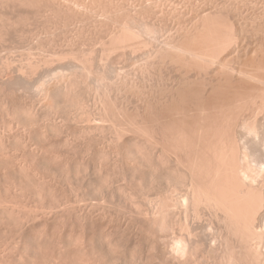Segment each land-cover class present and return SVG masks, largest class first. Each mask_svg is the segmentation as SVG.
I'll use <instances>...</instances> for the list:
<instances>
[{
	"label": "bare ground",
	"instance_id": "obj_1",
	"mask_svg": "<svg viewBox=\"0 0 264 264\" xmlns=\"http://www.w3.org/2000/svg\"><path fill=\"white\" fill-rule=\"evenodd\" d=\"M1 1V0H0ZM7 0H5V2H6ZM11 1V0H10ZM16 1H18V0H15L14 2H16ZM64 1H65V4H64ZM128 0H126V1H121V0H19L18 1V4H20V6L22 7V5L23 6H29V7H31V8H29L30 10L31 9H33L34 7H37V8H39L38 10H40V8L42 9L43 7V13H45V11L44 10H46V13H48V11H49V13L48 14H50L51 12L53 13L55 10H56V12L55 13H57V11H58V13L57 14H59V16L57 17L54 13L52 14L51 13V15H52V17L54 18V16L56 17L55 19H57V21L59 22V24H60V22H61V24H60V26L62 25V23H63V20H64V23H67V21H68V23L67 24H63L62 26H64V25H69V23L71 22L72 24V26H73V24L75 25V26H79V24H81L82 22H84V27H86L87 25H89V26H87V27H90V29H89V31H88V33H89V35H91V36H89L88 37V33L86 34L87 35V37L89 38V41H90V43H89V41L87 40V39H85V38H87V37H85V36H83L87 31H80L79 29V31L81 32V34L80 33H78L79 31L76 29V28H78V27H75V29H76V32H77V34H78V36L77 35H75L76 33H75V29L71 26V25H69V26H71L72 27V29L74 30L73 32L75 33H73V34H69V35H73V37L74 36H76V40L78 41L77 42V44L78 43H80V36H82V37H85L84 38V40L86 41H88V42H86V43H88V44H90V45H86L87 46V48L88 47H90L91 46V44H93L92 46H91V50H94V49H96V51L99 53V55L97 56V53H95L96 51L94 50L93 52L96 54V57H95V60L94 61H92L91 60V58H94V56H95V54L90 50V51H87L84 47H86L84 44H82V43H84L83 42V39L81 40V43H80V45L81 46H83V47H81L80 49L81 50H86L87 51V53L89 54V52H90V54H91V52H92V54H93V56L91 57V58H89V55L87 54V53H85V52H83V51H81V52H79V53H77L78 51H75L74 53L75 54H78L77 56H75V54H73L72 52L76 49V48H74V47H77L78 49H76V50H79V45H77V46H75V42L74 43H72L73 41H76L75 39H73V41L71 42L72 44H74V45H71V47H73L74 49H72L71 47L69 48V49H71V50H69V49H67L68 50V52L70 53V51H72L71 53L73 54V55H71V54H69L68 52V55H66L67 53L65 52V53H60L61 51H62V49H61V51L59 50V52L57 53H55L54 51H56L55 49L53 50V49H51V51L55 54V57L53 56L54 54L52 53V52H50L51 53V55H49V54H47L46 53V55H49L50 56V58L52 59V58H54V61H55V59L57 60V58H58V56L59 57H62V59H64L63 58V56H64V54H65V61H66V59H67V61H66V63H64L63 61H62V59H61V61L64 63L63 64V69L62 70H69V71H71V72H69V71H67V72H69V73H71V74H68V73H66V71H64L65 72V74L66 75H64V76H62L63 75V71L61 72V74H59L58 76L60 77V75L62 76V78L60 77V79H59V77H58V80H56V79H52V78H57V76L55 77V75L53 76L52 75V71H51V73H48L49 75H52V78H50V79H52V80H49L48 78H47V80L45 79V82H48V80L50 81V82H48V84L47 83H45L46 84V86H42V84H40V82H39V86H37L39 89H40V87L42 86V88L41 89H44V92H43V90H42V92L44 93V96H45V98H43L44 99V101H45V99H46V101H48L47 100V98L49 99V103H48V107H49V111L48 112H50V109L51 110H53L55 107H60L61 105H67V106H65L66 108L68 107V104H70V108L73 106V108L74 107H76V109L77 108H79L80 106L78 105L79 103H81V107L82 108H84L83 107V104H82V102H84L85 100L87 101V98H89L90 97V93H89V90H91V94L93 93V88H92V84H96L95 86L96 87H94V88H97V91L100 93L101 92V94L103 93L104 95L102 96L101 94H99V93H97V91H96V89H95V91H96V93L94 92V94L92 95V96H94V98L95 97H98V94L99 95H101V97H105V99L107 98L109 101H110V98L112 97V95L114 94V97L113 98H111V101L113 100L114 102H108V100L106 101H103V102H105V103H103V107H105V108H109L108 110L107 109H105V111H103V112H105V117H106V113H107V119H105V117H104V115H103V117H104V119L105 120H103V121H101V123H102V125L104 124H106V123H109L108 121H110L111 119L110 118H112V117H110V116H113V118L116 120V121H118L117 123L119 124H117L118 126H119V128H115V129H117V132H116V130H114V131H111V133H115L114 135L116 136H122V134H124L122 137L124 138V136H130L131 134H128V135H125V133H130V131H128V130H132L134 133L133 134H136V136H134L133 134V136H134V138L135 137H137L138 135H139V137H140V135H141V137L140 138H142L141 140H143L144 141V139H145V143H143V144H145V147L144 148H148V149H150V146L148 145V144H150L151 145V147L152 146H154L155 145V143H157V142H159V140L161 141V139L163 140V142H165V144L167 143V145H165L164 147L165 148H168V149H166V153L168 152L170 155H171V157L172 158H174L173 157V155L175 156V161H174V163L172 164V167L173 168H177L178 169V171H180V172H183V173H180V174H182V177H184V180H186V186L184 185V182H183V178H182V183H183V187H185V188H182V186H181V188L183 189V192L182 193H186V190L185 189H187V194H185V198H187V200L190 202H188L187 204H186V202H185V205H188V206H186V208L184 209V211L186 212V215H188L189 214V217L193 214V218H194V215H195V217H197V219H199V220H202V219H205V220H207L206 218L207 217H209V216H207V215H205V214H207V213H210L209 211H211L212 213H213V217L215 216V218L216 219H218V222L219 223H222V227H223V229L222 230H220L221 231V233H219L217 236H219L220 235V237H219V239L217 238V240H219V244H218V242L217 241H215V239L216 238H214V237H216V236H214L213 238L214 239H212V238H209L208 236H207V234L206 233H204V234H206V236L203 238V236H201V234H203V231H202V233H200V230H205V225H200V223L199 224H194V226H195V228H194V226H193V228H192V230L194 229H196V228H198L199 229V231H198V229L197 230H195L196 232L198 231L199 233H200V236H201V238L200 239H203V241H202V244H201V241L200 240H198L199 242H200V244L204 247H208L207 249L208 250H206V249H204L203 247L201 248V246L199 247V243H197L198 241L196 240V241H194V238H198L199 239V237L200 236H198V237H194L193 235H195L196 236V232H194V234L190 231L189 232V228H188V230H187V232H189L188 233V235H187V237H188V243H184V241L185 242H187V239H185L184 238V241H182L183 242V244H182V246L184 245V244H190L191 245V247L189 246V245H184V247H186V246H189V250H188V252H190L191 250L192 251H200L201 250V252H203L204 250H205V252H204V254L205 253H209V255H212L213 254V256H216V255H214V254H221L222 255V252H223V254L225 255V254H227L226 252H227V250H228V253L229 254H227L228 256L231 254V256H232V254H233V256H234V259H235V254H238L237 256H242V262H240V263H242L243 264V262H244V260H246L245 262H247V263H245V264H249L248 262H254V263H256V264H264V0H179L180 1V3H182L183 5L181 6L180 5V3H179V1L177 0H175L177 3H178V5H177V3H176V5L178 6V7H176V5H174L173 3L175 2L174 0V2L172 1V3L170 4V7L168 6L169 4L168 3H170L171 2V0H166L167 1V6H168V8H166L167 6H164L165 4H164V1L163 0H159L161 3L163 2V6L165 7V8H163L162 7V5L161 4H159V3H156L157 2V0H154V1H156V2H154L153 1V3L150 5V4H147V3H143V2H150V0H142L140 3H143V4H141V5H134V3L135 4H137V0L135 1V0H133V2H131V0H129L130 1V3H132V5H129L130 3H128L127 2ZM158 1V2H159ZM170 1V2H169ZM9 2V1H8ZM63 2V3H62ZM148 2V3H149ZM152 2V1H151ZM10 3V2H9ZM17 3V2H16ZM15 3V5H18V4H16ZM124 3H126V4H124ZM128 3V4H127ZM3 4V3H2ZM11 4L14 6V3H13V1L11 2ZM157 4H159V5H161V7L159 6V5H157ZM173 4V6H175V7H173V6H171ZM0 5H1V3H0ZM8 5V4H7ZM41 5H43V7L41 6ZM3 6H5V5H3ZM9 6H11V5H9ZM8 6V7H9ZM158 6V7H157ZM181 6V8H179ZM1 7V6H0ZM7 7V6H6ZM19 7V6H18ZM17 7V8H18ZM23 9H24V7H22ZM37 8L35 9V10H37ZM160 8V9H159ZM1 9V8H0ZM6 9V8H5ZM9 9V8H8ZM11 9V8H10ZM13 9H15L16 10V8H13ZM21 9V8H20ZM19 9V10H20ZM27 9V8H26ZM2 10V9H1ZM28 10V9H27ZM37 10V11H38ZM7 11V10H6ZM12 11H14V10H12ZM12 11H10V12H12ZM18 11V10H17ZM16 11V12H17ZM21 11H22V9H21ZM33 12H35L34 10H32ZM42 10H40L39 12H37V14L39 13L40 14V12H41ZM3 12H5V11H3ZM8 12V11H7ZM15 12V11H14ZM23 12V11H22ZM27 12V11H26ZM30 12V11H29ZM20 13V12H19ZM24 13V12H23ZM32 13V12H31ZM31 13H28V15L29 14H31ZM8 14V13H7ZM18 14V13H17ZM16 14V15H17ZM22 14V13H21ZM48 14H46V15H48ZM12 15V14H11ZM35 15V14H34ZM41 15H43L42 14V12H41ZM54 15V16H53ZM18 16V15H17ZM21 16V15H20ZM26 16V15H25ZM31 16V15H30ZM40 16V15H39ZM49 16V15H48ZM7 17V16H6ZM28 17V16H27ZM43 18L42 19H44V18H46L47 16H45L44 17V15L42 16ZM0 18H2V17H0ZM15 18V17H14ZM24 18H26V17H24ZM33 18V17H32ZM35 18V17H34ZM37 18H38V15H37ZM48 18V17H47ZM47 18H46V20H47ZM50 18V17H49ZM52 18V19H53ZM13 19V18H12ZM39 19V18H38ZM10 20V19H9ZM18 20V19H17ZM29 20V18L27 19V21ZM32 21H33V19H31ZM36 20V19H35ZM3 21V20H2ZM6 21V20H5ZM24 21V20H23ZM55 21V20H54ZM85 21L86 22H90V24H88V23H86V25H85ZM20 22V21H19ZM26 22V21H25ZM34 22V21H33ZM36 22H38V21H36ZM46 22V21H45ZM44 22V23H45ZM49 22V21H48ZM53 22V21H52ZM7 23H10L9 21L7 22ZM22 23V22H21ZM20 23V24H21ZM30 23H32V22H30ZM30 23H28V25L30 24ZM41 22L39 21V24H40ZM43 23V24H44ZM47 23V22H46ZM54 23V22H53ZM56 23V22H55ZM75 23H78L77 25L75 24ZM4 24H6V23H4ZM27 24V23H26ZM25 24V25H26ZM37 24V23H36ZM50 24H52L51 23V19H50ZM58 24V23H57ZM59 24L58 25H56L55 24V28L57 29V27L56 26H58V28H59ZM2 25V24H1ZM12 25H13V23H12ZM23 25H24V23H23ZM32 26H33V24H31ZM46 25H48V24H46ZM54 25V24H53ZM6 26V25H5ZM4 26V27H5ZM17 26H20V25H17ZM40 26V25H39ZM42 26V25H41ZM68 26V27H69ZM1 27V26H0ZM3 27V28H4ZM8 28L10 27L9 25L7 26ZM22 27H24V26H22ZM42 27H45V29H46V26H42ZM49 27H50V25H49ZM48 26H47V30H48V28H49ZM52 27V26H51ZM65 27H67V26H65ZM80 27H82V26H79V28ZM83 27V28H84ZM87 27L84 29V30H88L87 29ZM107 27V28H106ZM7 28V29H8ZM11 28V27H10ZM14 28H15V26H14ZM17 28H21V27H17ZM103 28H105V30L106 29H108V31H106V34H104L105 32V30L103 29ZM2 29V28H1ZM13 29V28H12ZM27 29V28H26ZM34 29H36V25H35V27H34ZM33 29V30H34ZM54 29V28H53ZM68 30H70V27L69 28H67ZM71 29V30H72ZM3 30V29H2ZM16 30V29H15ZM19 30V29H18ZM18 30H17V32H18ZM22 30V29H21ZM32 30V31H33ZM40 31H41V29H39ZM58 30V29H57ZM61 30H63V31H66V28L65 29H61ZM83 30V29H82ZM102 30H103V32H102ZM12 31H14V30H12ZM26 31V30H25ZM36 31V30H35ZM39 31V32H40ZM49 31V30H48ZM2 32V31H1ZM10 31H8V33H9ZM28 32V31H27ZM31 32V31H30ZM55 32V31H54ZM58 32V31H57ZM59 32H62V31H59ZM67 32L68 31H66V34H67ZM82 32H83V35H82ZM3 33H5V31H3ZM12 33V32H11ZM22 33H24V32H22ZM37 33V32H36ZM43 33V32H42ZM45 33V32H44ZM1 34V33H0ZM6 34V33H5ZM14 34H18V33H14ZM31 33H29V35H30ZM40 34H41V32H40ZM59 35H60V33H58ZM58 34H56V36L58 35ZM79 34H80V36H79ZM104 34V35H103ZM3 35V34H2ZM8 35H11L10 33L8 34ZM7 35V37L8 38H11L10 36H8ZM13 35V34H12ZM22 35V34H21ZM20 35V36H21ZM25 35V34H24ZM36 35V34H35ZM38 35V34H37ZM43 35V34H42ZM41 35V36H42ZM45 35V34H44ZM49 35V34H48ZM51 35H53V34H51ZM50 35V36H51ZM63 35V34H62ZM27 36V35H26ZM49 36V37H50ZM64 36H65V34H64ZM2 37V36H1ZM18 37H19V35H18ZM17 37V38H18ZM39 37V36H38ZM37 37V38H38ZM44 37H46V36H44ZM49 37H48V40H49ZM51 37H54V35L53 36H51ZM50 37V38H51ZM8 38H6V39H8ZM19 38H21V37H19ZM18 38V39H19ZM24 38H26L27 39V37H25L24 36ZM29 38V37H28ZM37 38H34L33 37V39H37ZM62 38V40L63 41H65V39H63V37H61ZM70 38V37H69ZM75 38V37H74ZM23 39V38H22ZM41 39H44L43 38V36H42V38ZM40 39V40H41ZM47 39V38H46ZM56 39V37L54 38V40ZM72 39V38H71ZM79 39V40H78ZM5 40V39H4ZM13 40V39H12ZM45 40V39H44ZM52 40V39H51ZM2 41V40H1ZM8 41V40H7ZM15 41V40H14ZM19 41V40H18ZM30 41V40H29ZM37 41V40H36ZM35 41V42H36ZM42 41V40H41ZM47 41V40H46ZM50 41V40H49ZM57 41V40H56ZM67 41V40H66ZM68 41H69V39H68ZM25 42V41H24ZM33 42H34V40H33ZM53 42V41H52ZM55 42V41H54ZM53 42V43H54ZM3 43V42H2ZM21 43V42H20ZM39 43V42H38ZM37 43V44H38ZM43 43H44V41H43ZM42 43V44H43ZM50 43V42H49ZM52 43V44H53ZM64 43V42H63ZM85 43V44H86ZM8 44V43H7ZM17 44V43H16ZM28 44V43H27ZM30 44V43H29ZM36 44V45H37ZM41 44V45H42ZM52 44H50L51 46H52ZM66 44V43H65ZM94 44L96 45V46H94ZM99 44H100V47H98L99 49H97V45L99 46ZM18 45V44H17ZM16 45V46H17ZM20 45V44H19ZM18 45V46H19ZM23 45H24V43H23ZM31 45V44H30ZM54 45V44H53ZM67 45H68V43H67ZM67 45H65V46H67ZM1 46V45H0ZM15 46V47H16ZM21 46V45H20ZM33 46H35V44L33 45ZM32 45H31V47H33ZM58 46V45H57ZM64 46V45H63ZM69 46V45H68ZM79 46V47H78ZM95 47L94 49H92V47ZM7 47V46H6ZM38 47V46H37ZM40 47H42V46H40ZM47 47V46H46ZM53 47V46H52ZM10 48V47H9ZM22 48V47H21ZM24 48V47H23ZM22 48V49H23ZM25 48H26V54H28L29 55V53H27L28 51H27V48L28 47H26L25 46ZM34 48V47H33ZM36 48V47H35ZM54 48H56V47H54ZM60 48V47H59ZM82 48H84V49H82ZM7 49V48H6ZM11 49V48H10ZM16 49H18V47L16 48ZM37 49H39V48H36V50ZM42 49V48H41ZM43 49H45V48H43ZM64 49H66V48H64ZM89 49V48H88ZM5 50V49H4ZM30 50H32V48H30ZM30 50H29V52H30ZM46 50V49H45ZM45 50H43V51H45ZM100 50V51H99ZM1 51V50H0ZM20 51H21V49H20ZM23 51V50H22ZM24 51H25V49H24ZM23 51V52H24ZM33 52H32V54H34V50H32ZM38 51H40V50H38ZM49 51V50H48ZM47 50H46V52H48ZM37 52V51H36ZM22 53V52H21ZM45 53V52H44ZM49 53V52H48ZM26 54L25 55H22L23 57L24 56H26ZM40 53H38L37 55H39ZM56 54H58V56H57V58H56ZM62 54V55H61ZM21 55V54H20ZM41 55H43V53L41 54ZM88 55V56H87ZM31 56H33V55H31ZM34 56H35V54H34ZM69 56V57H68ZM87 56V57H86ZM27 58L29 57V56H26ZM41 57V56H40ZM72 57V58H71ZM44 58V56H42V59ZM1 59V58H0ZM2 59H4V58H2ZM5 59H7V58H5ZM31 59H32V57H31ZM30 59V60H31ZM42 59H41V61L40 62H43L42 61ZM47 59V58H46ZM59 59V58H58ZM35 60V59H34ZM44 60V59H43ZM47 60H49V61H51L49 58L47 59ZM53 60V59H52ZM124 60H126L127 62L125 63V61ZM3 62H4V60H2ZM2 61H1V63H2ZM37 61V60H36ZM61 61L59 60H57V62L58 63H61ZM95 61H97V66L95 67V70H96V72L94 71L93 72V70H92V68L94 69V67H92L93 66V64H92V62L94 63V66H95ZM122 61H124V66H127V68H125V69H123L122 67H118V65L120 64V63H122ZM11 62V61H10ZM39 62V61H38ZM47 64H49V67H50V63H48V61H45ZM44 62V63H45ZM53 62V61H52ZM57 62H55L56 64H58ZM130 62H131V64H130ZM30 63V61H28L26 64L28 65ZM35 63V62H34ZM127 63H129L130 64V69H131V67L133 66V65H135L134 66V68H132L136 73H138L139 71V75L141 76H139L138 77V74L136 75V73H133L132 74V72L130 71V69H129V72L128 73H130L131 72V74H130V76L132 75V76H135V78H133V77H131L130 78V76L129 75H127L128 73H126L125 75L127 76H125V77H122L123 75H124V73L125 72H127L126 71V69L128 70V65H127ZM133 63H135V64H133ZM3 64V63H2ZM7 64V63H6ZM25 64V63H24ZM33 64V63H32ZM32 64H31V66H32ZM35 64H37V63H35ZM34 64V65H35ZM123 64V63H122ZM133 64V65H132ZM7 65H9V64H7ZM11 65V64H10ZM40 65H42V67H43V63L42 64H40ZM52 65V64H51ZM55 65V64H54ZM53 65V66H54ZM60 65V64H59ZM137 65H138V67H139V69L138 70H135V67H137ZM6 66V65H5ZM14 66V65H13ZM28 66H30V65H28ZM45 67L46 66H48V65H44ZM56 66V65H55ZM120 66H121V64H120ZM1 68H2V66H0ZM10 67V66H9ZM37 67H38V64H37ZM37 67L35 66V67H29L30 69H32V70H34V69H37ZM52 67V66H51ZM50 67V68H51ZM61 67V68H62ZM137 67V68H138ZM15 68V67H14ZM18 68V67H17ZM19 68H20V65H19ZM27 69V67H26V69L27 70H30V69ZM40 68V67H39ZM44 68V67H43ZM55 68V67H54ZM57 68V67H56ZM59 68V67H58ZM121 68H122V70H121ZM10 69V68H9ZM8 68L6 69V70H9ZM16 69V68H15ZM46 69V68H45ZM53 69V68H52ZM4 70V69H3ZM3 70H1V71H3ZM11 70V69H10ZM40 70V69H39ZM42 70V69H41ZM47 70V69H46ZM49 70V69H48ZM51 70V69H50ZM120 70H121V72H124V73H122V75H121V72H120ZM123 70H125V71H123ZM15 71V73L17 72V71H19V70H14ZM21 71V70H20ZM24 71H26L25 69H24ZM58 71V70H57ZM60 71V70H59ZM10 72V71H9ZM26 72H28V71H26ZM32 72H34V71H29V73H31V77H32V74L33 75H35L34 73H32ZM37 72V71H36ZM39 72V71H38ZM44 72H46V71H44ZM55 73H56V71H54ZM92 72H93V74H92ZM111 73V76L109 77L110 79H111V77H113L114 76V78H112L111 80H113V81H109V78H108V76L110 75V73ZM7 73H8V71H7ZM11 73V72H10ZM12 73H14V72H12ZM24 73V75L26 76V73L25 72H23ZM42 73V72H41ZM58 73V72H57ZM20 74H22V73H20ZM28 74V73H27ZM47 74V73H46ZM45 74V75H46ZM47 74V75H48ZM107 74H109L108 76H107ZM8 76H9V73L7 74ZM17 75V74H16ZM16 75H14V76H16ZM23 75V74H22ZM23 75V76H24ZM29 75V74H28ZM36 75H38V74H36ZM39 75H42V74H39ZM48 75V76H49ZM147 75L149 76V78L147 79ZM151 75V76H150ZM11 76H12V74H11ZM19 76H21V75H17V77L16 78H18ZM44 76V75H43ZM122 78H121V77ZM129 76V77H128ZM30 77V76H29ZM29 78L28 79V76H27V79L30 81V79H33L34 78V76H33V78ZM38 77V76H37ZM37 77H35V78H37ZM46 77V76H45ZM152 79H151V78ZM7 78V77H6ZM15 78V77H14ZM13 77H12V79H14ZM20 78V77H19ZM18 78V79H19ZM24 78H26V77H21V79L20 80H22V79H24ZM40 78V77H39ZM129 78V79H128ZM133 78V79H132ZM137 78H140L139 80H137ZM17 79V80H18ZM91 79H93V81H94V83L93 82H91L90 83V81H92ZM114 79H116V80H114ZM151 79V80H150ZM2 80H3V78H2ZM8 80H10L9 78H8ZM15 80V79H14ZM25 80L26 79H24V81L22 82L21 81V83H24L25 82ZM27 80V85H29L30 87H31V82H30V84H29V81ZM34 80V79H33ZM37 81H38V79H36ZM36 80H35V82H36ZM41 80H42V78H41ZM55 80V81H54ZM1 81V80H0ZM12 81V80H11ZM32 81V80H31ZM4 82V81H3ZM10 82V81H9ZM13 82V81H12ZM16 82H18V81H16ZM42 82V81H41ZM8 83V82H7ZM44 83V82H43ZM2 84V83H1ZM0 84V85H1ZM8 84H11V87H13L12 86V83H8ZM7 84V85H8ZM33 84H35L36 85V83H32V85ZM6 85V84H5ZM4 85V83H3V86H5ZM6 85V86H7ZM18 85V84H17ZM35 85H33L34 87H35ZM41 85V86H40ZM82 85V86H81ZM5 86V87H6ZM9 86V85H8ZM29 86H28V88H29ZM32 86V87H33ZM80 86L82 87V91L80 90L79 91V89H81L80 88ZM4 87V88H5ZM10 87V91L9 92H11V89H13V88H11ZM15 87V86H14ZM43 87H45V88H43ZM16 88V87H15ZM24 87H22V89H23ZM36 88V87H35ZM37 88V90H39ZM1 89V88H0ZM33 89V88H32ZM41 89H40V91L38 92L39 94H40V92H41ZM78 89V90H77ZM5 90H7L6 88H5ZM14 90V89H13ZM15 90H17V89H15ZM24 90V89H23ZM27 90V89H26ZM26 90H24V91H26ZM29 90V89H28ZM27 90V91H28ZM34 90V89H33ZM36 90V89H35ZM36 90V91H37ZM85 90V91H84ZM88 90V91H87ZM1 91H3V90H1ZM24 91H22L23 92V94H24ZM30 91V90H29ZM28 91V92H29ZM77 91H79L80 92V94H81V96H80V94H78V92ZM88 92V94H87V98L85 99L84 98V101H82V97L84 96H82V94H83V92H84V94H86L85 92ZM16 92V91H15ZM27 92V93H28ZM82 92V93H81ZM7 93H8V91H7ZM18 93V92H17ZM33 93V92H32ZM42 93V94H43ZM5 94H6V91H5ZM16 94V93H15ZM20 94H21V92H20ZM22 94V95H23ZM26 94V93H25ZM29 94H31V93H29ZM3 95V94H2ZM7 95V94H6ZM6 95H5V97H6ZM10 95V94H9ZM18 95V98H19V94H17ZM35 95H37L36 93H35ZM34 94L32 95L31 94V98H34V97H32V96H35ZM97 95V96H96ZM8 96V95H7ZM13 96V95H12ZM16 96V95H15ZM21 96V95H20ZM43 96V95H42ZM111 96V97H110ZM3 97V96H2ZM30 97V96H29ZM29 97H27V98H29ZM38 97V96H37ZM110 97V98H109ZM9 98V97H8ZM11 98V97H10ZM26 98V96L23 98V99H25ZM31 98H29V101H30V99ZM92 98V97H91ZM4 99H6V98H4ZM15 100H16V98H14ZM23 99H22V101H23ZM36 99V98H35ZM34 99V100H35ZM90 99V98H89ZM93 99V98H92ZM95 99H98V98H95ZM101 98H100V96H99V99L98 100H100ZM103 99V98H102ZM3 100V99H2ZM8 100V99H7ZM11 100H13V99H11ZM10 100V102H12ZM33 100V101H34ZM39 100V99H38ZM42 99H40L39 101L41 102V104L43 103L42 101H41ZM97 100V101H98ZM116 100V101H115ZM21 101V99H20V102H22ZM36 101V100H35ZM91 101V99L89 100V102ZM101 101V100H100ZM99 101V102H100ZM10 102H8V103H10ZM14 102V101H13ZM16 102V101H15ZM18 102H19V100H18ZM24 102V101H23ZM4 103H6L5 101H4ZM17 103V102H16ZM28 103H30V102H28ZM33 103H38L39 104V102L37 101V102H33ZM88 103V102H87ZM86 102H85V104L86 105H88ZM101 103V102H100ZM101 103V104H102ZM110 103V104H109ZM133 104L134 103V105H130V104ZM13 104V103H12ZM35 104H33V105H35ZM61 104V105H60ZM73 104H75V105H73ZM91 104V103H90ZM93 104V103H92ZM98 104V103H97ZM109 104V105H108ZM9 105V104H8ZM8 105H7V107H8ZM18 105V104H17ZM17 105H16V107H17ZM20 105V104H19ZM43 105H44V103H43ZM42 105V106H43ZM72 105V106H71ZM78 107H77V106ZM85 105V108L86 109H84L85 111L87 110V107L88 106H86ZM99 105V104H98ZM97 105V106H98ZM22 106H23V104L22 105H20V107L22 108ZM36 106V105H35ZM41 106V105H40ZM95 106V105H94ZM101 106V107H102ZM106 106H109V107H106ZM130 106H134L133 108H134V110H132V108L130 107ZM19 107V106H18ZM19 107V108H20ZM23 107H25V106H23ZM28 107V106H27ZM31 107H32V109H34L33 108V106L31 105ZM58 107V108H59ZM61 107H64V106H61ZM59 108L60 110L61 109H65V107L64 108ZM96 107V106H95ZM101 107H99V108H101ZM103 107H102V109H103ZM14 109H15V107H13ZM19 108H16V109H18V111H19ZM37 108V107H36ZM57 108V109H58ZM69 108V109H70ZM73 108H71L72 110H74L75 111V108L73 109ZM29 109H30V106H29ZM38 109H39V105H38ZM38 109H36V110H38ZM40 109H41V107H40ZM45 109V108H44ZM43 109V110H44ZM57 110L56 111V114H54V116L55 115H57L59 112L58 111H60V110ZM68 109V108H67ZM68 109V110H69ZM70 109V110H71ZM91 109H92V107H91ZM9 110V109H8ZM26 110V109H25ZM69 110V111H70ZM78 110H81L80 108L78 109ZM83 110V111H84ZM89 110V112H91L90 111V109H88ZM97 110V109H96ZM130 110H132V112H130ZM10 111V110H9ZM23 111V110H22ZM26 111H28V110H26ZM26 111L24 112V113H26ZM30 111V110H29ZM12 113H13V111H11ZM10 112V113H11ZM14 112H16L15 110H14ZM31 112H33V111H31ZM36 112V111H35ZM42 112H44V113H46L45 111H41V113ZM55 112V111H54ZM58 112V113H57ZM60 112H62V110L60 111ZM65 112H68V111H66V109H65ZM100 112V111H99ZM98 112V113H99ZM102 112V111H101ZM102 112V113H103ZM11 113V114H12ZM17 113H19V112H17ZM23 113V114H24ZM70 113H72L71 111H70ZM74 113H76V112H73L72 114H74ZM79 113V112H78ZM81 113V112H80ZM85 113V112H84ZM93 113V112H92ZM91 113V114H92ZM102 113L101 114H99L100 116L102 115ZM32 114V113H31ZM35 114V113H34ZM37 114V113H36ZM53 114L51 113V117L50 118H52L53 117ZM60 114V113H59ZM77 114V113H76ZM90 114V113H89ZM96 114V113H95ZM13 115V114H12ZM17 115V114H16ZM16 115H14V116H16ZM19 115H21V113L19 114ZM28 115V114H27ZM45 115V114H44ZM48 115V114H47ZM46 115V116H47ZM50 115V114H49ZM61 115H63V114H61ZM84 115H86V114H84ZM98 115V114H97ZM13 116V117H14ZM22 116V115H21ZM25 116V115H24ZM36 116V115H35ZM34 116V117H35ZM42 116V115H41ZM41 116H39L40 118H41ZM58 116H60V115H58ZM57 116V117H58ZM65 116H67V115H65ZM64 116V118H66ZM70 116H71V114H70ZM72 116H74V115H72ZM71 116V118H73ZM12 117V116H11ZM37 117V116H36ZM68 117H69V115H68ZM78 117V116H77ZM91 117H94L93 115L91 116ZM95 117H97L98 118V116H95ZM110 117V118H109ZM16 118H17V116H16ZM20 118V117H19ZM19 118H18V120H19ZM24 118V117H23ZM25 118H27V117H25ZM32 118V117H31ZM38 118V117H37ZM44 118V117H43ZM56 118V117H55ZM59 118V117H58ZM61 118V117H60ZM70 118V119H71ZM79 118H80V116H79ZM81 118H82V116H81ZM86 118H88V117H86ZM89 118H90V115H89ZM11 119H13V118H11ZM76 119V118H75ZM74 118H73V120H75ZM91 119V118H90ZM90 119H87L86 121H91ZM103 118L101 117V119L100 120H102ZM15 120V119H14ZM17 120V119H16ZM28 120H30V119H28ZM37 120V119H36ZM55 120V119H54ZM61 120V119H60ZM65 120V119H64ZM64 120H62L63 122H64ZM67 121L66 122H68L69 120H68V118L66 119ZM79 120H81L83 123H84V119L82 120V119H79ZM100 120L98 119V121L100 122ZM108 120V121H107ZM115 120H113V121H115ZM13 121V120H12ZM43 121V120H42ZM49 121H50V119H49ZM49 121H48V123L47 122H45V123H47V124H50L49 123ZM59 121V120H58ZM76 121V120H75ZM80 121V122H81ZM97 121V120H96ZM94 122V124L92 125L91 124V122L89 123V122H87L88 124H91L93 127H94V125L95 126H97V128H99L98 126H100V127H102V125H100L101 123H99V122ZM112 121V120H111ZM112 121V123H114ZM15 122V124L16 123H18V122H16V121H14ZM13 122V123H14ZM22 122H23V120H22ZM30 122V121H29ZM38 122V121H37ZM60 122V121H59ZM59 122H58V125H59ZM63 122H61V124L63 123ZM66 122H64L65 123V125L67 126V125H69V124H67ZM71 123H72V121H70ZM121 123V125H123V126H121L120 125V123ZM25 123H26V121H25ZM34 123V122H33ZM43 123H44V121H43ZM55 123V122H54ZM63 123V124H64ZM69 123V122H68ZM83 123H81L83 126L84 125H87V123L86 124H83ZM98 123V125H96V124ZM111 122H110V124H112ZM12 124V123H11ZM20 124H22V123H20ZM32 124V123H31ZM38 124V123H37ZM42 124V123H41ZM46 124V125H47ZM57 124V123H56ZM73 124V123H72ZM75 124V123H74ZM110 124H108V127H109V125ZM22 125H24V124H22ZM27 125H30V124H27ZM39 125H40V123H39ZM55 125V124H54ZM58 125H56V126H58ZM80 125V124H79ZM104 125H103V129H104ZM107 125V124H106ZM113 125H115V124H113ZM113 125H110L111 127H109L110 129H112V126ZM117 125H115V126H117ZM12 126V125H11ZM25 126V125H24ZM31 126V125H30ZM33 126V125H32ZM38 126V125H37ZM45 126V125H44ZM70 126H71V124H70ZM74 126V125H73ZM76 126H78V124L76 125ZM76 126H74L75 128H74V130H76ZM82 126V127H83ZM89 127H90V125H88ZM92 126H91V129H93L92 128ZM115 126H113V128L115 127ZM121 126V127H120ZM124 126H126V127H128V129L127 128H125ZM35 127V126H34ZM33 127V128H34ZM47 127H48V125H47ZM59 127H61L62 128V126H59ZM88 127V128H89ZM107 127V128H108ZM124 127V128H123ZM29 128H31V127H29ZM29 128H27L28 129V131H27V133H29ZM33 128H31V129H33ZM37 128V127H36ZM40 128V127H39ZM55 128V127H54ZM66 128V127H65ZM64 128V129H65ZM67 128H68V126H67ZM72 128L73 127H71V128H68V129H71L72 130ZM77 128H79V127H77ZM85 128H86V126H85ZM94 128H96V127H94ZM96 128V129H97ZM102 128L100 129L99 128V131L100 130H102ZM107 128H105V131L106 132H110V130L109 129H107ZM121 128H123V130H124V132L123 133H121V131H119V130H122ZM42 129H45V127H42ZM53 129V127L51 128V129H48L47 128V131L48 130H52ZM57 129V128H56ZM60 129V128H59ZM63 129V130H64ZM81 129V128H80ZM87 129V128H86ZM85 129V130H86ZM95 129V130H96ZM119 129V130H118ZM127 129V132L125 131ZM36 130V129H35ZM63 130H62V132H63ZM67 130V129H66ZM70 130V131H71ZM84 130V128H82V131H84L83 132V134L86 132ZM88 130V129H87ZM94 130V129H93ZM108 130V131H107ZM23 131H24V129H23ZM45 131V130H44ZM53 132H54V130H52ZM90 131V130H89ZM92 131V130H91ZM89 132L91 135H93V132ZM98 130H97V132H99ZM103 131V130H102ZM101 131V134H100V132H99V134L100 135H103L104 134V132H102ZM11 132V131H10ZM37 132H38V130H37ZM37 132H35V134L37 133ZM43 132V131H42ZM66 133H64L65 134V136H66V134H68L67 133V131H65ZM73 132V131H72ZM76 132H79V130L77 129V131ZM94 132H96V131H94ZM119 132V133H118ZM12 133V132H11ZM20 133V132H19ZM18 133V134H19ZM25 133V132H24ZM33 133V132H32ZM39 133H40V129H39ZM38 133V134H39ZM50 134L52 133V132H49ZM55 133H57L56 131H55ZM63 133H61V134H63ZM69 133H71V132H69ZM82 133V132H81ZM81 133H79L80 135H83V134H81ZM121 133V134H120ZM132 133V132H131ZM1 134V133H0ZM12 134H14V133H12ZM11 134V135H12ZM31 134V133H30ZM29 134V135H30ZM38 134H36V136L38 135ZM41 134V133H40ZM39 134V135H40ZM48 134V133H47ZM53 134V133H52ZM74 134L75 135H73V136H76V133H75V131H74ZM86 134V133H85ZM83 135V136H80V139H81V137H84V136H86V138L88 137V136H91L90 134L89 135ZM95 134V133H94ZM98 134V133H97ZM97 135V137H99L100 135ZM110 134V133H109ZM109 134H107V133H105L104 134V136L106 137L107 135V137L109 138ZM118 134H120V135H118ZM6 135V134H5ZM15 135V134H14ZM23 135V134H22ZM27 135V134H26ZM31 135H33V134H31ZM38 135V136H39ZM55 135V134H54ZM72 135V134H71ZM78 135V134H77ZM111 136H110V138H109V141H108V143L109 142H111L112 141V138H113V134H110ZM1 136H2V134H1ZM0 136V137H1ZM8 136V135H7ZM13 136V135H12ZM12 136H8L9 137V139L8 140H10V139H12ZM21 136V135H20ZM20 136H19V138H20ZM28 136V135H27ZM44 136V135H43ZM42 136V137H43ZM50 136V135H49ZM52 136V135H51ZM51 136H50V138H51ZM55 136H57V135H55ZM54 136V137H55ZM63 136V135H62ZM95 135H93V137H89V138H93L92 140L91 139H89L90 141H89V143L88 142H85V143H88V144H90V142L92 141V143H95L96 144V142L94 141V139H97V137H94ZM102 137V139L103 138H105V137ZM117 136L116 137H114V138H116V139H118L117 140V142L119 143V139L121 138L122 139V137H120V138H117ZM133 136L131 137L130 136V138H133ZM145 138H144V137ZM14 137H16L17 138V136H14ZM13 137V138H14ZM41 137V136H40ZM44 137H46V134H45V136ZM53 137V136H52ZM64 137V136H63ZM68 137V136H67ZM66 137V138H67ZM77 137V136H76ZM100 137V138H101ZM106 137V138H107ZM112 137V138H111ZM138 137V138H139ZM3 137H1V139H2ZM4 138H5V136H4ZM23 138H26V136L25 137H23ZM31 138V136L29 137V139ZM32 138H33V136H32ZM39 138V137H38ZM65 138V137H64ZM71 138V137H70ZM99 138V139H100ZM108 138L106 139V140H108ZM126 138H128V137H126ZM125 138V139H126ZM138 138H135V139H137L138 140ZM35 139H36V137H35ZM42 139V138H41ZM51 139H53V138H51ZM74 139H76V138H74ZM78 139H79V137H78ZM83 139V138H82ZM98 139V140H99ZM120 139V140H121ZM124 139V140H125ZM129 139V138H128ZM148 139H149V141H148ZM7 140V141H8ZM14 140V139H13ZM23 140H25V139H23ZM27 140V139H26ZM31 140V139H30ZM56 140V139H55ZM60 140V139H59ZM84 140V139H83ZM86 140V139H85ZM84 140V141H85ZM114 140L115 139H113V141L111 142V144L114 142ZM123 140V141H124ZM133 140V143H134V139H132ZM131 139L129 140L130 142L132 141ZM137 140H136V142H137ZM146 140H147V142H148V144H147V147H146ZM168 141V142H166V141ZM21 141H22V139H21ZM28 141V140H27ZM26 141V142H27ZM39 141H42V140H39ZM44 141V140H43ZM46 141H47V139H46ZM49 141V140H48ZM77 141H79V143L82 141H80V140H77ZM94 141V142H93ZM97 141V140H96ZM100 141L102 142V140L100 139ZM99 141V142H100ZM103 141H105V139L103 140ZM128 140L126 139V141L125 142H121L120 141V143L122 144L123 143V146L125 145L124 143H128L127 142ZM3 142H4V140H3ZM10 144H11V142L10 141H8ZM13 142H15L16 143V140L15 141H13ZM22 142H24V141H22ZM22 142L20 143V144H22ZM51 142H54V140L52 141L51 140ZM57 142H58V138H57ZM69 142V141H68ZM76 141H74V142H70V143H73V144H77V143H75ZM107 142V141H106ZM139 142H141V141H139L138 140V143ZM152 142H154V145H153V143ZM163 142H159V143H163ZM5 143V142H4ZM30 143V142H29ZM28 143V144H29ZM42 143H44V142H42ZM49 143V142H48ZM82 143V142H81ZM98 143V142H97ZM115 143V142H114ZM113 143V144H114ZM118 143H116L117 145H118ZM119 143V144H120ZM133 143H128L127 144V147L126 146H124V147H126L125 149L127 150V148H129L128 146H130V147H132L133 148ZM152 143V144H151ZM41 144V143H40ZM39 144V145H40ZM54 144V143H53ZM55 144H56V142H55ZM54 144V145H55ZM59 143H57L56 145H58ZM61 144V143H60ZM72 144V145H73ZM102 144V143H101ZM107 144V143H106ZM135 144H137V143H135ZM161 144H159V145H155V149H157V148H159L160 147V145ZM3 145V144H2ZM12 145V144H11ZM18 145H19V143H18ZM27 145V144H26ZM31 145V144H30ZM29 145V146H30ZM38 145V148L40 147ZM52 145V144H51ZM54 145H52V146H54ZM81 145H85V144H81ZM93 145V144H92ZM97 145H99V144H97ZM97 145H96V147H97ZM103 145V144H102ZM115 145V144H114ZM114 145H111V148H109V149H112L113 150V148L112 147H114ZM138 145V144H137ZM10 146V145H9ZM12 146H14V145H12ZM17 146V145H16ZM20 146V145H19ZM28 146V147H29ZM45 146V145H44ZM48 146L49 145H47V148H48ZM75 147H76V145H74ZM73 146V147H74ZM78 146V145H77ZM80 146V145H79ZM78 146V147H79ZM87 146V144L85 145V147ZM93 146H95V145H93ZM110 146V145H109ZM121 146L122 145H120V147H119V149L117 148V151H121V152H125L126 150L124 149H121ZM142 146H144V145H142ZM142 146H141V148H142ZM149 146V147H148ZM158 146V147H157ZM163 146V144L161 145V149H160V151L164 148V147H162ZM0 147H3V146H0ZM6 147V146H5ZM11 147V146H10ZM18 147V146H17ZM16 147V148H17ZM22 147V146H21ZM21 147H20V149H21ZM25 147V146H24ZM27 147V148H28ZM32 147V146H31ZM50 147V146H49ZM59 146H57V148H58ZM75 147L73 148L74 150H75ZM83 147V146H82ZM95 147V148H96ZM99 147H101V145L99 146ZM7 148V147H6ZM23 148V147H22ZM26 148V149H27ZM41 148V147H40ZM42 148H43V146H42ZM52 148V147H51ZM56 148V149H57ZM61 148V147H60ZM79 148H81V147H79ZM105 148V147H104ZM165 148L162 150V152L164 151L165 152ZM20 149L18 150V151H20ZM25 149V148H24ZM30 149V148H29ZM29 149H27V150H29ZM32 149H33V147H32ZM31 149V150H32ZM44 149V148H43ZM65 149H67V148H65ZM69 150H70V147L68 148ZM77 149V148H76ZM84 149H86V148H84ZM84 149H82V150H84ZM88 149V148H87ZM86 149V150H87ZM89 149H92V148H90V146H89ZM106 150L104 151V149H102L101 148V150H103L104 151V154H106L107 156H108V154H107V152L109 151V149H108V151H107V148H105ZM130 149V148H129ZM134 150L136 149V146H134V148H133ZM133 149H130V151L132 152L133 151ZM139 149V148H138ZM153 149V148H152ZM5 151L7 150V149H4ZM16 150V149H15ZM14 150V151H15ZM23 150V149H22ZM45 150H48V149H44V151ZM53 150L55 151V147L53 148ZM52 149H50V151H53ZM59 150V149H58ZM58 150H56L57 152H59ZM100 150V149H99ZM112 150H110V151H112ZM116 150V145H115V148H114V151H112V152H110V154L112 153V155H113V153L114 152H116L117 153V151H115ZM145 150V149H144ZM143 150V151H144ZM151 150V149H150ZM154 150V149H153ZM158 150V149H157ZM157 150H155L154 152H152V153H156L157 154V152H160V151H157ZM1 151V150H0ZM30 151V150H29ZM34 151V150H33ZM43 151V150H42ZM43 151V152H44ZM55 151V152H56ZM66 151H68V150H66ZM90 151V150H89ZM107 151V152H106ZM119 151V152H120ZM138 151H140V150H138ZM142 151V150H141ZM142 151V152H143ZM152 151V150H151ZM150 151V152H151ZM2 152V151H1ZM0 152V153H1ZM25 152V151H24ZM39 152V151H38ZM47 152V151H46ZM45 152V153H46ZM100 152V151H99ZM117 153L118 155H120V153ZM121 153V154H123L122 155V157L124 156V158H120V156H118V158L120 159V160H123V161H125L126 160V162L127 163H134V162H132V161H129L128 162V159H127V156H126V158H125V155L124 154H131V153H129V151H127V152H125V153ZM149 152V154L150 155H152V156H154V154H152V153H150ZM162 152H160V153H162ZM30 153H32V152H30ZM30 153H26L27 155H29ZM36 153H37V151H36ZM42 153V152H41ZM44 153V154H45ZM50 153L51 152H49V154L48 155H50ZM54 153V152H53ZM52 153V154H53ZM68 153H69V151H68ZM116 153H115V156H114V158L115 157H117L116 156ZM135 153H137V152H135ZM148 153V151L147 152H145V154H147ZM7 154H9V153H7ZM6 154V155H7ZM13 154H15L16 156H17V154L16 153H13ZM12 154V155H13ZM33 154V153H32ZM38 154V153H37ZM59 154V153H58ZM103 154V153H102ZM110 154H109V157H105V159L106 158H110L111 156H110ZM133 154V153H132ZM132 154L129 156L128 155V157H130V158H134L135 157V159H136V156H134V155H137V154H133V157H131L132 156ZM144 154V155H145ZM148 154V155H149ZM3 155H5V152L3 153ZM11 155V156H12ZM31 155V154H30ZM47 155V156H48ZM56 155V154H55ZM140 155V154H139ZM148 155H146V156H148ZM164 155H166L165 153H164ZM0 156H2V155H0ZM14 156V155H13ZM33 156V155H32ZM35 157H37L36 155H34ZM46 156V155H45ZM51 156H53V155H51ZM101 156V154H99V157ZM143 156V155H142ZM156 156V155H155ZM4 157V156H3ZM5 157H7V156H5ZM20 157V156H19ZM18 156H17V158H15V157H13L14 158V160L16 159H18L19 158ZM27 157V156H26ZM28 157H30V156H28ZM56 157H57V155L55 156V159H56ZM102 157V156H101ZM157 157H158V159L160 158V160L161 159H163V155H162V158H161V156H158V154H157ZM166 157V159H167V156H165ZM2 158V157H1ZM21 158V157H20ZM38 158H39V156H38ZM42 158V157H41ZM40 158V159H41ZM44 158V157H43ZM42 158V159H43ZM52 158H54V156L52 157ZM52 158H50V159H52ZM60 158V157H59ZM137 161L138 160H140L141 162L143 161V160H141V159H139V157L137 156ZM143 158V157H142ZM150 158V157H149ZM169 158H170V156L168 157V160H167V162L169 161ZM8 159L9 160H11L10 159V156H8ZM45 159V158H44ZM43 159V160H44ZM58 159V158H57ZM111 160L113 159V156H112V158H110ZM109 159V162L111 161ZM118 159V161H120ZM134 159V161L136 162V160ZM146 159V162H147V157L145 158ZM1 160V159H0ZM13 160V161H14ZM22 160H23V158H22ZM37 160V159H36ZM49 160V159H48ZM48 160H46L47 162H48ZM97 160H98V158H97ZM117 160V159H116ZM115 159H113V161L112 162H115L116 161ZM130 160V159H129ZM149 160V159H148ZM151 160V159H150ZM157 160V159H156ZM165 159H163V161H164ZM173 160V159H172ZM171 160V162H173ZM2 161H5V159L3 158V160ZM18 161H20V160H18ZM28 161H29V159H27V162H26V164H25V161H24V164H23V166H25L26 167V165H27V163H28ZM34 161H35V159H34ZM40 161V160H39ZM38 161V162H39ZM42 161V160H41ZM45 160L44 161H42L43 163V166L44 167H46L44 164H45V162H46ZM52 161V160H51ZM51 161L49 160V162L51 163ZM53 161H55V160H53ZM52 161V165H53V163H55V162H53ZM62 160L60 159V161L59 162H61ZM66 160H64V162H65ZM99 161L100 160H98V164H99ZM102 161V160H101ZM104 161V160H103ZM105 161H107V160H105ZM117 161V162H118ZM139 161V162H140ZM152 161V160H151ZM157 161H159V160H157ZM156 161V162H157ZM21 163H22V161H20ZM46 162V163H47ZM58 162V161H57ZM117 162H115L116 164H117ZM145 162V161H144ZM144 162H142V164L144 163ZM150 162V161H149ZM149 162H147V164L149 163ZM156 162L154 161L153 162V164L155 163L156 164ZM162 162V160L160 161V167H161V170L164 168L163 166H161V163ZM5 163H7V164H4V165H9V163H10V161H9V163H8V160H7V162H5ZM14 163V162H13ZM19 163V162H18ZM17 163V173H19V171L20 170H23L24 168L23 167H20V168H23V169H18V164ZM30 163V162H29ZM32 163V162H31ZM36 163V162H35ZM63 163V162H62ZM68 162H65V164H64V167H65V165H68L67 164ZM105 164H106V162H104ZM103 162H102V164H104ZM107 163H108V161H107ZM120 163V162H119ZM121 163H123L122 161H121ZM12 164V163H11ZM10 164V165H11ZM37 164H39V163H37ZM49 164V163H48ZM48 164H46V165H48ZM56 164V163H55ZM60 164V163H59ZM83 164V163H82ZM81 164V165H82ZM97 164V165H98ZM137 164V163H136ZM136 164L133 166V167H135L136 166ZM139 164V163H138ZM137 164V165H138ZM145 164V163H144ZM151 164V163H150ZM154 164V165H155ZM169 164L171 165V163H170V161H169ZM174 164H176V166L174 165ZM2 164H0V166H1ZM30 165H33V164H30ZM40 165H41V163H40ZM51 165V164H50ZM84 165H86V163L84 164ZM88 165V164H87ZM86 165V168L89 166H87ZM109 165V164H108ZM107 164H106V166H108ZM112 165V164H111ZM118 165V164H117ZM121 165V164H120ZM124 165H125V163H124ZM123 165V166H124ZM130 165V164H129ZM133 164H131V166H132ZM140 165V164H139ZM139 165L137 166V167H139ZM157 166H158V163L156 164ZM155 165V166H156ZM167 165L168 164H165V168H164V171L166 172V176L168 175L167 174V172L168 171H170V167L168 166L167 167ZM14 166V165H13ZM16 166V165H15ZM36 165H33V167H35ZM42 166V165H41ZM40 166V168H42ZM49 166V165H48ZM54 166H56V165H54ZM58 166H60V165H58ZM72 166V165H71ZM71 166H69V167H71ZM100 166H102V165H100ZM104 167H106L105 165H103ZM116 166V165H115ZM114 166V164H113V167H115ZM122 166V165H121ZM120 166V167H121ZM125 166H127V164L125 165ZM130 166V167H131ZM142 165H140V167H141ZM2 167V166H1ZM11 167V166H10ZM9 167V168H10ZM28 167V166H27ZM29 167H31V166H29ZM39 168V166H36V168ZM61 167H62V165H61ZM60 167V168H61ZM82 167V166H81ZM104 167H103V169H104ZM119 167V165L117 166V168ZM129 167V166H128ZM133 167H131L132 169H133ZM136 167V168H137ZM140 167L138 168L139 170H140ZM147 167H149V164H148V166L146 165V168ZM150 167L152 168V166L150 165ZM159 167V166H158ZM8 168V167H7ZM36 169V170H34L35 171V173H36V171H38L39 169ZM53 168H55V167H53ZM58 169L57 170H59V167H57ZM67 168V166L65 167V172L68 174H66L67 175V181H68V179H69V174L70 173H68L69 171L66 169ZM73 168H74V166H73ZM72 168V169H73ZM83 168H84V166H83ZM82 168V169H83ZM110 168V167H109ZM116 167H115V169H117ZM123 168V167H122ZM142 168H143V166H142ZM141 168V169H142ZM145 168V167H144ZM145 168V169H146ZM156 169H158L157 167H155ZM167 168L169 169V170H167ZM3 169H5V168H3ZM26 169V168H25ZM29 169V168H28ZM34 169V168H33ZM43 169V168H42ZM46 169H48V167H46ZM45 169V170H46ZM70 169V168H69ZM71 169V170H72ZM85 169V168H84ZM101 169V168H100ZM112 169V168H111ZM114 168H113V171L115 170ZM120 169V168H119ZM118 169V170H119ZM145 169H142V170H144L145 171V173H146V171H147V169L145 170ZM148 169H150V168H148ZM156 169H154V166H153V171H155ZM167 171H166V170ZM7 170H9V169H7ZM12 170V169H11ZM14 170V169H13ZM44 170V169H43ZM50 170V169H49ZM63 168H62V172H63ZM75 170V169H74ZM74 170H73V172H74ZM79 170H81L80 169V167H79ZM102 170V169H101ZM106 170V169H105ZM131 170V169H130ZM137 170V169H136ZM138 170V171H139ZM151 170V169H150ZM160 170V169H159ZM158 170V172H160ZM173 170V169H172ZM6 171V170H5ZM10 171V170H9ZM28 171V170H27ZM30 171H32L31 169L28 171V172H30ZM56 171V170H55ZM60 171H61V169H60ZM68 171V172H67ZM76 172H74V173H77V169L75 170ZM83 171V170H82ZM87 171V170H86ZM107 171H109V170H107ZM110 171H112V170H110ZM122 171V170H121ZM127 170H125V172H126ZM134 171V170H133ZM175 171V170H174ZM7 173H8V171H6ZM5 172V173H6ZM21 172V171H20ZM24 172V171H23ZM22 172V173H23ZM27 172V173H28ZM33 172V171H32ZM42 173V171L40 170V171H38V174L40 175V173ZM49 172V171H48ZM51 172V171H50ZM49 172V173H50ZM53 172V171H52ZM57 172V171H56ZM56 172H54V176L56 175L55 173ZM78 172H80V171H78ZM85 172V171H84ZM103 173H104V170L102 171ZM128 172H129V169H128ZM128 172H127V174H128ZM136 172V171H135ZM140 172H141V170H140ZM140 172H137V174H139ZM148 172V171H147ZM164 172V173H165ZM3 173V172H2ZM15 173V171L13 172V174ZM16 173V174H17ZM43 173H45V172H43ZM59 173V172H58ZM87 173V172H86ZM100 173V172H99ZM117 173H119L118 171H117ZM143 173V172H142ZM142 173H140V175L142 174ZM148 173H150V172H148ZM147 173V174H148ZM11 174H12V172H11ZM10 172H9V174L7 175V177L9 176L10 177ZM13 174H12V176H13ZM38 174H35L36 176H34V172L32 173V175H31V177L30 178H32L33 176L35 177V179L34 178H32V179H34V180H38L37 178H40L39 177V175ZM47 175H48V173H46ZM61 174V173H60ZM101 174V173H100ZM107 174V173H106ZM108 174H109V172H108ZM113 174V173H112ZM137 174H135L134 173V175H136L137 176ZM162 174V173H161ZM174 174V173H173ZM172 173H170L169 172V175L171 176V175H173ZM177 174V173H176ZM175 174V175H176ZM179 174V173H178ZM20 175H21V173H20ZM23 175V174H22ZM29 175H30V173H29ZM43 175H45V174H43ZM49 175H51V174H49ZM48 175V176H49ZM53 175V174H52ZM62 175H65V173L64 174H62ZM74 175H76L77 176V174H74ZM73 175V176H74ZM79 175V174H78ZM81 175H82V173H81ZM119 175V174H118ZM124 175V174H123ZM133 175V174H132ZM133 175V176H134ZM143 175V174H142ZM149 175V174H148ZM148 175H146L147 177H148ZM151 175V174H150ZM156 175V174H155ZM162 175H165V174H162ZM168 175V176H169ZM174 175V176H175ZM23 176H28L27 174H26V172H25V174L23 175ZM38 176V177H37ZM41 176V175H40ZM46 176V175H45ZM53 176V177H54ZM57 176H58V174H57ZM89 176V175H88ZM103 176V175H102ZM106 176H108V175H106ZM113 176V175H112ZM120 176V175H119ZM119 176H117V177H119ZM125 176V175H124ZM133 176H130L129 175V178H131V177H133ZM135 176V177H136ZM146 176H144V177H146ZM152 176V175H151ZM157 176V175H156ZM156 176H152V177H156ZM180 176V175H179ZM3 177V176H2ZM4 177H6V176H4ZM13 177H15V175L13 176ZM50 177V176H49ZM49 177H47V178H49ZM52 177V176H51ZM52 177V178H53ZM56 177V176H55ZM54 177V178H55ZM62 176L60 175V178H61ZM71 177V176H70ZM75 177V176H74ZM74 177H71V178H74ZM78 177V176H77ZM76 177V178H77ZM87 177V176H86ZM104 177V176H103ZM116 177V176H115ZM116 177V178H117ZM121 177V176H120ZM123 177V176H122ZM146 177V179H148L149 180V177L147 178ZM151 177V178H152ZM158 177V176H157ZM12 178V177H11ZM19 178H23V177H19ZM42 179L43 178H45V177H41ZM40 178V180H42ZM64 178V177H63ZM65 178H66V176H65ZM70 178V179H71ZM81 178V177H80ZM80 178H78V179H80ZM83 181L84 180H86V178H84V175H83ZM87 178H90V176L89 177H87ZM99 178H102V177H99ZM105 178H108V177H105ZM126 178V177H125ZM137 178V177H136ZM136 178H134V179H136ZM141 178V177H140ZM161 178H164V177H160V178H158V179H161ZM166 178V177H165ZM167 178H169V177H167ZM167 178H166V180H167ZM176 178V177H175ZM2 179V181H3V179L4 178H1ZM6 179V178H5ZM56 179H58V178H56ZM69 179V180H70ZM75 179V178H74ZM109 179H110V177H109ZM109 179H108V181H109ZM113 179V178H112ZM127 179V178H126ZM125 179V180H126ZM141 179H143V178H141ZM145 179V180H146ZM153 179V178H152ZM155 179V178H154ZM170 179V178H169ZM174 180V178H171V180ZM177 179V178H176ZM175 179V180H176ZM14 180V179H13ZM17 180V179H16ZM28 180V179H27ZM26 180V181H27ZM40 180H38L39 182V184H40V182H41V185H43L42 184V181L43 182H46V180H47V182H49L50 180L49 179H45V181L44 180H42V181H40ZM52 180V179H51ZM55 180V179H54ZM66 180V179H65ZM72 180V179H71ZM70 180V181H71ZM81 180V179H80ZM102 180V179H101ZM106 180V179H105ZM114 180V179H113ZM156 180V179H155ZM155 180H153V182H155ZM172 180V181H173ZM175 180L173 181V182H175ZM179 180H180V178H179ZM1 181V180H0ZM24 181H25V179H24ZM69 181V182H70ZM91 181V180H90ZM90 181L88 180V182L90 183ZM107 181V182H108ZM132 181V180H131ZM133 181H135L136 183H137V181H138V179H137V181L136 180H133ZM142 181V180H141ZM144 181V180H143ZM143 181L141 182V183H143ZM160 182H161V180H159ZM165 181V180H164ZM168 181V180H167ZM170 181V180H169ZM4 182H5V180H4ZM4 182H3V184H4ZM10 182V181H9ZM17 182H18V180H17ZM20 182H21V180H20ZM33 182V181H32ZM35 182V181H34ZM37 182V181H36ZM81 182V181H80ZM103 182H104V179H103ZM152 182V183H153ZM157 182V181H156ZM162 182H163V180H162ZM177 182H181V181H178V179H177ZM2 183V182H1ZM12 183L14 184V181H12ZM12 183H10L9 184V186L12 184ZM15 183H16V181H15ZM22 183H24L23 182V180H22V182H21V185L20 186H22ZM26 183V182H25ZM38 183H37V185H38ZM50 183V182H49ZM51 183H52V181H51ZM50 183V184H51ZM85 183V182H84ZM87 183V182H86ZM105 183V182H104ZM132 183H134V182H132ZM138 183H140V182H138ZM144 183H145V181H144ZM143 183V184H144ZM149 183H151V182H149ZM159 183V182H158ZM19 184V183H18ZM30 184V183H29ZM50 184H49V186H50ZM103 184V183H102ZM111 184V183H110ZM110 184H108V185H110ZM156 184V183H155ZM160 184V183H159ZM168 184V183H167ZM166 184V185H167ZM174 184V183H173ZM173 184H172V186H173ZM5 185V184H4ZM25 185V184H24ZM30 185H32V184H30ZM48 184H46L45 186H47ZM88 185V184H87ZM99 185V184H98ZM98 185H96L97 187H98ZM104 185H106V184H104ZM138 185H140V184H137V186ZM157 185V184H156ZM160 185H162V184H160ZM160 185L158 186V189H159V187H160ZM176 185H178V183L176 184ZM176 185L174 186V187H176ZM3 186V185H2ZM12 186H16L15 184L14 185H12ZM12 186H11V188H12ZM18 186V185H17ZM17 186H16V189H17ZM26 186V185H25ZM84 186H85V184H84ZM95 186V185H94ZM93 186V187H94ZM102 186V185H101ZM132 186H135V184L134 185H132ZM147 186V185H146ZM149 186V185H148ZM155 185H153V187H154ZM163 186V185H162ZM167 186H169V184L167 185ZM166 186V187H167ZM28 187H29V185H28ZM37 187V186H36ZM42 187V186H41ZM52 187V186H51ZM107 187V186H106ZM106 187L104 188L105 190H107L106 189ZM110 187H112V184H111V186ZM109 187V188H110ZM144 187V186H143ZM142 187V188H143ZM153 187H151V189H153ZM156 187V186H155ZM169 187H171V184H170V186ZM174 187H172V189L174 188ZM178 187V186H177ZM187 187V188H186ZM3 188H4V186H3ZM8 188H10V187H8ZM20 187H18V189H19ZM30 188V187H29ZM39 188V187H38ZM38 188H36V189H38ZM47 188V187H46ZM49 188V187H48ZM100 188V187H99ZM103 188V187H102ZM108 188V187H107ZM135 189H136V187H134ZM133 188V189H134ZM138 188H140V187H138ZM181 188H179V189H181ZM1 189H2V187H1ZM7 189V188H6ZM15 189V188H14ZM33 189H34V187H33ZM43 189V188H42ZM45 189V188H44ZM44 189H43V191H44ZM103 189V190H104ZM146 189H147V187L145 188V191H146ZM170 189V188H169ZM171 189V190H172ZM176 190L178 189V188H175ZM181 189V190H182ZM9 190V189H8ZM24 190H25V188H24ZM26 190H27V188H26ZM30 190H32V188L30 189ZM139 189H137L136 191H138ZM144 190V189H143ZM175 190V191H176ZM185 190V191H184ZM21 191H22V188H21ZM35 191V190H34ZM38 191V190H37ZM41 191V190H40ZM49 191V190H48ZM52 191H54V190H52ZM100 190H97V193L99 192ZM108 191V190H107ZM110 191V190H109ZM119 191H121L120 189H119ZM135 191V190H134ZM141 191V190H140ZM148 189H147V193H148ZM156 191V190H155ZM159 191V190H158ZM157 191V192H158ZM174 191V190H173ZM179 191V190H178ZM14 192V191H13ZM12 192V193H13ZM16 192V191H15ZM27 192H28V190H27ZM50 192V191H49ZM95 192V191H94ZM111 192H112V190H111ZM154 192V190L151 192V193H153ZM168 192V191H167ZM170 192V191H169ZM2 193V192H1ZM3 193H4V191H3ZM17 193V192H16ZM22 193H24V192H22ZM21 193V194H22ZM32 192L31 191H29V195H33V194H35L34 192H33V194H31ZM42 193V192H41ZM45 193H47V195L49 196V194H48V192H47V190L45 189ZM96 193V192H95ZM156 193V192H155ZM177 193V192H176ZM178 193H180V192H178ZM8 194V193H7ZM5 195V193L3 194V195H5V196H9V195ZM11 194V193H10ZM14 194V193H13ZM18 195H19V193H17ZM99 194H102V193H99ZM105 194V193H104ZM122 194V193H121ZM136 194H137V192H136ZM138 194L140 195V192L138 191ZM137 194V195H138ZM146 193L144 192V196H146L145 195ZM175 193H173V195H174ZM181 194V193H180ZM3 195H1L2 197H3ZM15 195V194H14ZM52 196L54 195L55 196V194H51ZM105 195H108V194H105ZM110 195V194H109ZM124 195V194H123ZM143 195V194H142ZM156 195V194H155ZM159 195H160V192H159ZM164 195H166V193L164 194ZM163 195V196H164ZM169 195V194H168ZM173 195H171L170 197H174ZM176 195V194H175ZM179 195V194H178ZM20 196V195H19ZM42 196V195H41ZM154 196V195H153ZM162 196V195H161ZM162 196V197H163ZM167 196V195H166ZM165 196V197H166ZM180 196V195H179ZM183 196V198H184V195H182ZM11 197H12V195H11ZM25 197V196H24ZM30 197V196H29ZM33 197H35V196H33ZM45 197V196H44ZM47 197V196H46ZM45 197V198H46ZM84 197V196H83ZM127 196H125V198H126ZM155 197V196H154ZM154 197H152V195H151V199H150V201L154 198ZM160 197V196H159ZM14 198V197H13ZM16 198V197H15ZM15 198L13 199V200H15ZM28 198V197H27ZM42 198V197H41ZM49 198H52V197H49ZM54 198H56V197H54ZM142 198H143V196H142ZM147 198H149V197H145V199H147ZM175 198H177L176 196L174 197V199ZM179 198H181V196L179 197ZM1 199V198H0ZM3 199H5V198H3ZM22 199V198H21ZM37 199V198H36ZM44 199V198H43ZM48 199V198H47ZM57 199V198H56ZM83 200H84V198H82ZM85 199H86V197H85ZM128 199V198H127ZM134 199V198H133ZM156 199V198H155ZM160 199V198H159ZM159 199H156L157 200V203H158V205H157V203H156V205H157V207H155L156 205H154V208H152L151 209V207H149V205L147 206V208H149L152 212H149V211H143L144 209V206H143V210L141 211V209H140V211H138L139 210V208H138V206L139 205H137V208H138V212L140 213V215L141 216H139V215H137L138 214V212L136 211V213L137 214H135V215H137L139 218H140V222H141V217L142 216H149V217H142L143 218V222H145L144 221V219L146 220V218H147V220H148V218H150V219H152L151 221H152V223L154 222V225L156 226V224L158 225L157 227H167V220H168V218L170 217V216H172L174 213H176V212H174L173 214H172V210L175 208V204H174V202H176V201H174L173 202V199H172V201H167V203H166V201L164 200V198H161L162 200H164V202L160 199V201H162V202H158V200ZM165 199H167V198H165ZM182 199V198H181ZM7 200V198L5 199V201ZM17 200H18V198H17ZM23 200H24V198H23ZM51 200V199H50ZM61 200H63V199H61ZM88 200V199H87ZM126 200V199H125ZM144 200V199H143ZM156 200L155 201H153V202H156ZM167 200H169V198L167 199ZM179 200V199H178ZM177 200V201H178ZM183 200V199H182ZM182 200H180V204H181V201ZM186 199H184V201H185ZM2 201V202H1ZM5 201H4V203H5ZM7 201H9V200H7ZM6 201V202H7ZM42 201V200H41ZM40 201V202H41ZM47 201V200H46ZM48 201H49V199H48ZM53 201V200H52ZM93 201V200H92ZM149 200H147V201H143L145 204H146V202L149 204V202H148ZM184 201H182L183 203H184ZM0 202H1V204L3 203V200L1 199L0 200ZM9 202H11V199H10V201ZM17 202V201H16ZM15 202V203H16ZM55 202V201H54ZM54 202H51V203H54ZM57 202H59V201H57ZM84 202V201H83ZM82 201H81V204L83 203ZM134 202L136 203L137 201H135L134 200ZM133 202V203H134ZM142 202V203H143ZM171 202H173V204L174 205H171V204H169V203H171ZM12 203H14V202H12ZM11 203V204H12ZM49 203L50 202H48L47 204L49 205ZM64 203V202H63ZM84 203H86V202H84ZM91 203V202H90ZM151 203V206L153 207V205H152V202H150ZM179 203V202H178ZM6 204V203H5ZM9 204V203H8ZM10 204V205H11ZM17 204H18V202H17ZM44 204V203H43ZM46 204V205H47ZM56 204V203H55ZM55 204H53V206L55 205ZM77 204V203H76ZM87 204V206H88V204L89 203H86ZM86 204H84L85 206H86ZM155 204V203H154ZM16 205V204H15ZM42 205V204H41ZM45 205V204H44ZM60 205V204H59ZM62 205V204H61ZM77 205H79V204H77ZM83 205V206H84ZM91 205H92V203H91ZM179 205V204H178ZM1 206V205H0ZM9 206V205H8ZM18 206V205H17ZM93 206V205H92ZM91 206V207H92ZM98 206V204L95 206L94 205V207L95 208H93L94 209V211H95V209H96V207ZM174 206V207H173ZM180 206H183L182 204L180 205ZM205 207L204 209L205 210H207V213L205 212V214H204V218L203 217H199L198 218V213L199 212H201V211H204V210H201V211H199L200 210V208L201 207ZM1 207H3V206H1ZM7 207V206H6ZM16 207V206H15ZM44 207V206H43ZM47 207V206H46ZM79 207H80V205H79ZM136 207V206H135ZM135 207H133V208H135ZM145 207H146V205H145ZM184 207V206H183ZM202 207V208H203ZM10 208H13L14 210H15V208L14 207H10ZM9 208V209H10ZM50 208H52V207H50ZM49 208V209H50ZM76 208H78V207H76ZM81 208H84V207H80V209ZM90 208V207H89ZM88 208V209H89ZM146 208V209H147ZM4 209H5V207H4ZM4 209H3V213H4ZM13 209H12V211H13ZM19 209H22V208H19ZM68 209L70 210V208L68 207ZM145 209V210H146ZM148 209V210H149ZM181 209V208H180ZM179 209V210H180ZM190 209V210H189ZM199 209V210H198ZM6 210V209H5ZM71 210H73L72 208H71ZM75 210H77V209H75L74 208V211ZM91 210V209H90ZM97 210V209H96ZM133 210V209H132ZM131 210V212L132 213H134L133 211ZM135 210V209H134ZM176 210H178V208L176 209ZM182 210V209H181ZM1 211V210H0ZM8 211V210H7ZM11 211V212H12ZM20 210H18V212H19ZM24 211V210H23ZM78 212L80 211L81 212V210H77ZM76 211V212H77ZM85 211V210H84ZM86 211H88V210H86ZM190 211H192V212H190ZM199 211V212H198ZM10 212V211H9ZM14 212H16V210L14 211ZM18 212H17V214H18ZM26 212V211H25ZM79 212V213H80ZM89 213H90V211H88ZM87 212V213H88ZM5 213H6V211H5ZM13 213V212H12ZM19 213H21V212H19ZM28 213V212H27ZM27 213H26V215H27ZM83 214H84V212H82ZM130 213V212H129ZM178 213V214H177ZM175 215H177V216H179V212H177ZM182 213V212H181ZM180 213V216L181 215H183V213L181 214ZM190 213H192L191 215H190ZM202 213V212H201ZM211 213V214H212ZM16 214V215H17ZM86 214V213H85ZM85 214H84V216H85ZM92 214V213H91ZM131 214V213H130ZM185 214V213H184ZM200 214V213H199ZM202 214V215H203ZM6 215V214H5ZM14 215V214H13ZM19 215V214H18ZM17 215V216H18ZM23 215V217H24V215L25 214H22ZM185 215V216H186ZM209 215V214H208ZM8 216H10V215H8ZM7 216V217H8ZM15 216V215H14ZM16 216V217H17ZM94 215H92L91 217H93ZM136 216V217H137ZM176 216V217H177ZM207 216V217H206ZM1 217H2V215H1ZM31 217V215H29V218ZM81 217H82V215H81ZM132 217H134V215L132 216ZM173 217V216H172ZM172 217H170V218H172ZM182 217H184V216H182ZM187 217V216H186ZM185 217V218H186ZM3 218H4V216H3ZM6 218V217H5ZM10 218H12V216H10ZM17 218H19V217H17ZM26 218V217H25ZM27 218H28V216H27ZM26 218V219H27ZM83 218H85V217H83ZM135 218V217H134ZM192 218V217H191ZM9 219V218H8ZM6 220V222H9V220ZM14 219V218H13ZM21 219V218H20ZM89 219V218H88ZM87 219V220H88ZM133 219V218H132ZM136 219V218H135ZM178 219V218H177ZM181 219V218H180ZM180 219L178 220V222L180 221ZM184 219V218H183ZM183 219H182V224H180V225H178V226H182L183 225V223L185 224L186 223V227H188V222L186 221V222H183ZM210 219H213L212 217H210ZM210 219L208 218V220L207 221H210ZM1 220V219H0ZM17 219H15V221H16ZM22 220H23V218H22ZM25 220V219H24ZM30 220V219H29ZM90 220V219H89ZM139 220V219H138ZM147 220H146V222H147ZM172 219H170L169 221H171ZM189 220H190V218H189ZM192 220V219H191ZM195 220V219H194ZM204 220V221H205ZM214 220V219H213ZM210 221L211 223H214V221ZM10 221H12V220H10ZM15 221H14V223H15ZM25 221H28V220H25ZM25 221H24V225H25ZM136 220H134V222H135ZM149 221V220H148ZM151 221H149L148 223H150ZM168 221V222H169ZM175 221V220H174ZM173 221V222H174ZM193 221V220H192ZM203 221V220H202ZM17 222H19V220L17 221ZM140 222L139 223H137V225H139L140 226ZM176 222L177 221H175L174 223L176 224ZM194 222H196V220L194 221ZM210 222H208V223H210ZM215 222H217V221H215ZM1 223V222H0ZM4 223H5V221H4ZM21 223H23V221L22 222H20V225H21ZM92 223V222H91ZM136 223V222H135ZM148 223H147V225H145L146 227L148 226ZM170 223H172V222H170ZM180 223V222H179ZM192 223V222H191ZM207 223V222H206ZM10 224V223H9ZM13 224V223H12ZM94 224V223H93ZM141 224H143L144 225V223H142L141 222ZM146 224V223H145ZM201 224H203V223H201ZM214 224H216L217 225V223H214ZM11 225V224H10ZM19 225V224H18ZM86 225V224H85ZM90 225V224H89ZM136 225V224H135ZM151 226H152V224H150ZM174 225V224H173ZM207 225V224H206ZM213 225V224H208V227H207V229L210 227L211 228V226ZM4 226H5V224H4ZM15 226V225H14ZM17 226V225H16ZM23 226V225H22ZM82 226H83V224H82ZM90 226H92V224L90 225ZM150 226V227H151ZM168 226H169V224H168ZM170 226H172L171 224H170ZM184 226V225H183ZM182 226V227H183ZM220 226H221V224H220ZM13 227V226H12ZM12 227H11V231H12ZM153 227V226H152ZM151 227V228H152ZM157 227H155V228H157ZM189 227H190V225H189ZM219 227V226H218ZM5 228V227H4ZM6 228H7V226H6ZM21 228V227H20ZM23 228V227H22ZM88 228V230L90 229L89 227H87ZM92 228V227H91ZM94 228V227H93ZM96 228V227H95ZM140 228V227H139ZM138 228V229H139ZM142 228H144L143 226H141V229ZM149 227H147L146 228V230L149 232V229H148ZM160 228V229H161ZM179 228V227H178ZM181 228V227H180ZM209 228V229H210ZM216 228V227H215ZM1 229H2V227H1ZM15 229V228H14ZM13 229V230H14ZM19 229V228H18ZM140 229V230H141ZM158 229V228H157ZM166 229V228H165ZM169 229V228H168ZM168 229H166V230H168ZM171 229L172 228H170L169 229V231L170 232H172L171 231ZM182 229V228H181ZM183 229H184V227H183ZM205 230V231H207V233H208V231H209V234L208 235H211V233L210 232H212V231H210V230H212V228L210 229V230ZM214 229V228H213ZM8 230V229H7ZM88 230H87V233H88ZM93 230V229H92ZM95 230V229H94ZM159 230V229H158ZM157 230V231H158ZM163 230H164V228H163ZM162 230V232H164ZM165 230V231H166ZM186 230H183V232L185 233V231ZM191 230V229H190ZM215 230V229H214ZM213 230V231H214ZM216 230H218L217 228H216ZM9 231H10V229H9ZM144 231H145V229H144ZM151 231V230H150ZM156 232V233H158L156 230H154V227H153V230H152V232ZM177 231V230H176ZM182 230H180V232H181ZM6 232V231H5ZM13 232V231H12ZM89 232H91L90 230H89ZM94 232V231H93ZM148 232H146L145 231V233H148ZM170 232H168V233H170ZM182 232V233H183ZM1 233H2V230H1ZM0 233V234H1ZM13 233H15V230H14V232ZM12 233V234H13ZM118 233V232H117ZM116 233V235H118ZM144 233V234H145ZM168 233H167V235H168ZM175 233V232H174ZM173 233V234H174ZM177 233H179V232H177ZM181 233V234H182ZM7 234V233H6ZM9 234H11V232L9 233ZM46 234V233H45ZM149 234V233H148ZM153 233H151V235H152ZM155 234V233H154ZM154 234H153V237H154ZM163 234V233H162ZM162 234H161V232H160V235H161V237H162ZM203 234V235H204ZM213 234V233H212ZM217 233H215V235H216ZM39 235V234H38ZM38 235H36V236H38ZM41 235V234H40ZM40 235L38 236V237H40ZM48 235V234H47ZM46 235V236H47ZM95 235V234H94ZM94 235H93V240H95L94 239ZM158 235H159V233H158ZM166 234L164 233V237H162V238H165L166 237V239H167V236H165ZM177 235V234H176ZM180 235V234H179ZM41 236H43V235H41ZM85 236V235H84ZM84 236H83V238H84ZM90 236H92L91 235V233H90ZM146 237L148 236L149 237V235H145ZM155 236H157V235H155ZM186 236V235H185ZM184 236V237H185ZM213 236V235H212ZM211 236V237H212ZM49 237V236H48ZM82 237V236H81ZM86 237V236H85ZM122 237H123V235H122ZM125 237H127V236H125ZM159 239H161V240H163L162 238H160V236H157ZM170 237V238H169ZM175 237V236H174ZM178 237V236H177ZM46 238V237H45ZM52 238V237H51ZM83 238H81V239H83ZM107 239H108V237H106ZM121 240H123L122 238H121V235H120V237H119ZM128 238V237H127ZM156 238V237H155ZM154 238V239H155ZM157 238V239H158ZM168 238H169V243L168 244H170L171 242H172V237H171V235L170 236H168ZM1 239V238H0ZM31 239H34V238H31ZM35 239H36V237H35ZM50 239V238H49ZM53 239V238H52ZM51 239V240H52ZM56 239V238H55ZM55 239H54V241H55ZM79 239V240H78ZM77 240L78 241H80V238H78ZM85 239V238H84ZM83 239V241H85ZM87 239H88V236H87ZM89 239H92L91 237L89 238ZM114 239H116V238H114ZM125 239V238H124ZM150 239H151V237H150ZM153 239V238H152ZM151 239V240H152ZM171 239V240H170ZM175 239V238H174ZM38 240H40L39 238H38ZM37 240V241H38ZM43 240L44 239H42V242H43ZM60 240V239H59ZM93 240H91L92 241V244H93ZM102 240V239H101ZM118 240V239H117ZM130 239H128V241H129ZM161 240H157V241H159V242H157L156 241V239L154 240V242L156 243V245L157 246H155V247H158V248H160L163 244L165 245V243L164 242H162L163 244L159 247V245L157 244V243H160L161 244ZM177 240H179L180 241V238L178 237V239H176V240H174V241H177ZM30 241V240H29ZM28 241V242H29ZM34 241H36V240H34ZM41 241V240H40ZM45 241V240H44ZM49 241V240H48ZM47 241V244H46V247H47V245H48V243H50V245H51V242H48ZM53 241V242H54ZM56 241H58V239L56 240ZM82 241V240H81ZM87 241V240H86ZM96 241H98V240H96ZM109 241V240H108ZM131 242L130 243H132V240H130ZM167 241V240H166ZM171 241V242H170ZM178 241V242H179ZM31 242H33V241H31ZM31 242H30V244H31ZM52 242V243H53ZM59 242H62V241H59ZM70 242V241H69ZM69 242H67V243H69ZM125 242V241H124ZM153 242V243H154ZM194 242H196L195 244H194ZM44 243V242H43ZM63 243L64 244H66V242L65 241H63ZM63 243H60V244H63ZM78 243V242H77ZM84 243V242H83ZM98 243H100V240H99V242ZM98 243H95V246H96V244H98ZM102 243H104L103 242V240H102ZM102 243H100L101 245H102ZM109 243H113V240L111 241V242H109ZM115 243V242H114ZM117 243H119V242H117ZM120 243H123V241H121ZM130 243H128L127 245H129ZM154 243V244H155ZM175 243H177V242H175ZM174 242H173V244H175ZM33 244V243H32ZM35 244V243H34ZM37 245L39 244V242H37L36 243ZM56 244H58L59 245V243H57L56 242ZM70 244V243H69ZM80 244H82V243H80ZM89 244H91V242L89 243ZM88 244V242H87V245H89ZM92 244H91V246H92ZM106 244H107V242H106ZM125 244L126 243H124V246H125ZM138 244H139V242H138ZM140 244H142V243H140ZM154 244L152 245V246H154ZM172 243H171V245H169L170 246V249H172L173 247H171L172 245H173ZM178 244H180V242L178 243ZM178 244H176V245H178ZM43 245V244H42ZM45 245V244H44ZM43 245V247H45ZM53 245H55V244H53ZM79 244H76V246H78ZM85 245H86V243H85ZM105 245V244H104ZM108 245V244H107ZM106 245V246H107ZM132 245V244H131ZM130 245V246H131ZM175 245V246H176ZM32 246V245H31ZM39 246H41V243H40V245ZM56 246V245H55ZM62 246H65V245H62ZM67 246H68V244H67ZM81 246V245H80ZM80 246H78L79 248H80ZM90 246V247H91ZM93 246H94V244H93ZM93 246L91 247L92 249H93ZM94 246V247H95ZM109 246H111V245H109ZM113 246H115V244H113ZM138 246V245H137ZM137 246H136V248H137ZM27 247V246H26ZM29 247V246H28ZM28 247H27V249H28ZM60 247H61V245H60ZM69 247V246H68ZM67 247V248H68ZM75 248V245L74 246H72L71 248ZM82 247L83 246H81V249H82ZM87 247V246H86ZM89 247V248H90ZM98 247H100V246H98ZM98 247H96V249L98 248ZM102 247H103V245H102ZM121 247V246H120ZM119 247V248H120ZM127 247H129V246H127ZM167 248L166 247V245L165 246H163V247H161V248H163L162 249V251L165 249V248ZM177 248H174V250H170L171 252H173V254H172V258H170V256H171V252L168 250V249H166V251L164 252V253H166L167 251L168 252H170V254L168 253H166L167 255H170L169 256V260H168V256L166 255V254H164L161 250H158V251H160V253L161 254H163V255H165V256H167L166 258H167V260L171 263V260H173L174 262H176V264L178 263V264H193L194 262H195V260L197 261V259H202V254H201V257L198 255L199 253L197 252V253H194L195 255H198L200 258H194L193 257V259H194V262H193V260L190 258L191 256H194V255H192L193 253H191V256H190V253L188 254V253H186L187 252V250H186V248H185V252H182V254L183 253H186V257L187 256H189V258L192 260H190V259H187V258H184V256L183 255H185V254H181L183 257H179L180 256V253H179V246H176ZM184 247H183V250H181V246H180V250L181 251H184ZM50 248V247H49ZM57 248H59V247H57ZM65 248V247H64ZM67 248L65 249V251L67 250ZM79 248H77V249H79ZM88 248V249H89ZM91 248L89 249V251H91ZM110 248V247H109ZM114 248V247H113ZM117 248V247H116ZM115 248V249H116ZM125 248H126V246H125ZM135 248V249H136ZM139 248H142L141 246H139ZM153 248V247H152ZM158 248H156V250L158 249ZM160 248V249H161ZM169 248V247H168ZM199 248H200V250H199ZM222 248H223V251H221L222 250ZM31 249H32V247H31ZM35 248L33 247V250H34ZM38 249H39V247H38ZM52 249V248H51ZM61 249H63V247L61 248ZM60 249V250H61ZM76 249V250H77ZM83 249L85 250V248L83 247ZM100 249V248H99ZM104 249H105V247H104ZM111 249L112 248H110V251H111ZM138 249V248H137ZM154 250H155V248H153ZM202 249H204V250H202ZM224 249H227L226 250V252L224 253ZM41 250V247H40V249H39V251ZM46 250H48V249H46ZM50 250V249H49ZM56 250V249H55ZM55 250H53L54 252H55ZM58 250V249H57ZM68 250H69V248H68ZM75 249H74V252L76 251ZM95 250V249H94ZM102 250V249H101ZM106 250H107V248H106ZM119 250V249H118ZM123 251V249L121 248L120 249V251ZM125 251H123V255H124V253L126 252V250L127 249H124ZM131 250V249H130ZM129 250V251H130ZM154 250H152V253H153V251ZM217 250H220V252H218ZM36 251V250H35ZM44 251V250H43ZM87 251V250H86ZM86 251H84V252H82V253H85ZM97 251H100V250H97ZM96 251V252H97ZM108 251V250H107ZM114 251V250H113ZM119 251V252H120ZM132 251V250H131ZM140 251H142V249H140ZM208 251V252H207ZM215 251H217L216 253H214ZM38 252V251H37ZM48 252V251H47ZM51 250H50V254H51ZM57 252H59V251H57ZM61 252V251H60ZM69 252V251H68ZM67 252V253H68ZM71 252H73V251H71ZM77 252V251H76ZM88 252V251H87ZM87 252H86V254H87ZM91 252H93V251H91ZM96 252H94V254L96 253ZM117 252L118 251H116V253H115V257H116V254H117ZM143 252V251H142ZM151 252V251H150ZM155 252V251H154ZM200 252V253H201ZM230 252H232V253H230ZM35 253V252H34ZM33 253V251H32V254H34ZM44 253V252H43ZM62 253L63 254H65L66 256L70 253H68V254H66V253H64L63 251H62ZM78 253H80V250H79V252H77V254ZM89 253V252H88ZM99 253V252H98ZM106 253V252H105ZM104 253V254H105ZM31 254V255H32ZM38 254V253H37ZM37 254H35V255H37ZM50 254H48V256L50 255ZM61 254V253H60ZM59 254V255H60ZM76 254V253H75ZM75 254L73 255L74 257H75ZM86 254H85V256H86ZM90 254V253H89ZM94 254H91V255H94ZM103 253L101 252V255H102ZM109 254H112V252L111 253H109ZM108 254V255H109ZM158 254V255H157ZM157 254L155 255L156 257L158 256V258H159V252H157ZM161 254H160V258H161V261H162V258L163 257H165V256H163L162 255V257H161ZM179 254V255H178ZM203 254V255H204ZM220 254L219 255H217L218 257H222V259H224L225 257H226V260H227V258H228V256H220ZM30 255V256H31ZM40 255H42V254H40ZM54 255H56V253L54 254ZM58 255V254H57ZM65 255H62V256H64L63 258H66L65 257ZM72 255V254H71ZM70 255V256H71ZM80 255V254H79ZM88 255V254H87ZM99 255V254H98ZM98 255H95V256H98ZM101 255H99L100 257H103V255L101 256ZM112 255H114V254H112ZM152 255V254H151ZM153 255V256H154ZM39 256V255H38ZM45 256V255H44ZM46 256H47V254H46ZM46 256H45V259H46ZM51 256H53V254L51 255ZM50 256V257H51ZM69 256V255H68ZM78 256V255H77ZM76 256V257H77ZM107 258L109 257V256H107V255H105ZM122 256V255H121ZM205 256H207V255H204V257ZM213 256H211V259H213L212 261L210 260V262H212L213 263V261L215 260L214 258H216V257H214L213 258ZM231 256H229V260H228V262L229 263H225V261L223 260V262H224V264H232V262H235L236 260L238 261V259L240 260V257H238V259H233V257H231ZM237 256H236V258H237ZM34 257V256H33ZM43 257V256H42ZM59 257V256H58ZM80 257V256H79ZM83 256H81L80 258H82ZM90 257V256H89ZM112 257V256H111ZM115 257H114V259H115ZM209 257V256H208ZM224 257V258H223ZM39 258V257H38ZM38 258L36 257L35 258V260L37 259L38 260ZM61 258V257H60ZM62 258V259H63ZM67 258H69V257H67ZM78 258V257H77ZM91 258V257H90ZM93 258V257H92ZM110 258V257H109ZM108 258V259H109ZM182 258V259H181ZM183 258L185 259V260H187V261H183ZM207 258V257H206ZM205 258V259H206ZM33 259V258H32ZM44 259V258H43ZM53 260L54 259H56V258H54V256H53V258H52ZM52 259H50L51 261H52ZM61 259V260H62ZM76 259V258H75ZM75 259H68V260H70V262H72L71 260H75ZM84 259H86V261L87 262H89L90 264H92L93 263V260H96L95 259V257H94V259H92V260H90L89 261V258L87 259V258H85L84 257ZM84 259H83V261H84ZM106 259V258H105ZM104 259V260H105ZM118 259V258H117ZM151 259V258H150ZM164 260H165V258H163ZM171 259V260H170ZM209 259H210V257H209ZM209 259L207 258V261H209ZM217 259V258H216ZM30 260V259H29ZM47 260H48V258H47ZM47 260H45L46 262H44V260L42 261L41 259H40V263H41V261L42 262H44V264L45 263H47L48 261ZM49 260V261H50ZM57 260V259H56ZM67 260V259H66ZM68 260H67V263H68ZM77 260H79V259H77ZM77 260H76V262H77ZM82 260V259H81ZM80 260V261H81ZM101 260V259H100ZM111 260V259H110ZM147 260V259H146ZM149 260V259H148ZM152 260H156V258L155 259H152ZM160 261L161 262V264H163V262H164V264H165V261ZM188 260H189V263H188ZM220 260H221V258H220ZM231 260H234V261H232L231 262ZM4 261V260H3ZM6 261V260H5ZM3 262V263H8L7 261L6 262ZM32 261H34V260H32ZM39 261V260H38ZM50 261V262H51ZM64 261H65V259H64ZM85 261V262H86ZM113 262H114V260H112ZM111 261V262H112ZM117 261V260H116ZM116 261H115V263H116ZM203 261L204 262H207L206 260H204L203 259ZM202 261V262H203ZM35 262V261H34ZM56 262V261H55ZM61 262V261H60ZM59 262V264H61ZM79 262V261H78ZM87 262L86 263H83V264H87ZM110 262V261H109ZM150 262H151V260H150ZM157 262H159V260L157 261ZM169 262H168V264H169ZM199 262V261H198ZM202 262L200 261V263L202 264ZM204 262H203V264H204ZM217 262H219L218 260H217ZM222 262V263H223ZM2 263V264H3ZM32 262H30V264H31ZM39 263V264H40ZM57 263V262H56ZM63 263V262H62ZM73 263V262H72ZM75 263V262H74ZM81 263V262H80ZM96 263V262H95ZM166 263H167V261H166ZM199 263V264H200ZM208 263V262H207ZM212 263H210V264H212ZM239 262L238 263H234V264H240ZM65 264V263H64ZM78 264V263H77ZM82 264V263H81ZM97 264V263H96ZM106 264V263H105ZM112 264V263H111ZM114 264V263H113ZM209 264V263H208ZM214 264H216V261H215V263ZM219 264H221V263H219ZM250 264H253V263H250Z\"/></svg>",
	"mask_w": 264,
	"mask_h": 264
},
{
	"label": "rangeland",
	"instance_id": "obj_2",
	"mask_svg": "<svg viewBox=\"0 0 264 264\" xmlns=\"http://www.w3.org/2000/svg\"><path fill=\"white\" fill-rule=\"evenodd\" d=\"M10 3H9V2ZM13 1V3H14V6L11 4V2ZM15 0H7L6 2H5V0H1L0 1V3H1V9H0V17H2V18H0V66H2V68L0 67V133L2 134V136H1V134H0V136L1 137H3L2 139H1V137H0V146H3V147H0V150L2 151H0L1 153H0V155H2V156H0V164H2L1 166H0V198L3 200V203L1 204V202H0V205L1 206H3V207H1L0 206V233H1V230H2V233L0 234V264H2L5 260L8 262V263H3V264H30V262H32L31 264H39L40 263V259L43 261L44 260V262H46L45 260H47V258H48V262L47 263H45V264H59V262L61 263V264H83V263H86L87 261H86V259H84V257L85 258H89V261L90 260H92V259H94V257H95V259L96 260H93V263L92 264H161V262L164 260L163 258H165V264H168V260H169V256L170 255H167L168 253L170 254V252L172 251V250H174V248H177L176 246H179V253H180V256L179 257H183L184 256V258H187V259H192L193 260V262H194V259H193V257L194 258H200L201 257V254L203 253L204 254V252H205V250L204 249H206V250H208L207 248L208 247H203L201 244H202V241H203V239H200L201 238V236H203V238L206 236V234H207V236L209 237V238H212V239H214V238H216L215 239V241H217L218 242V244H219V240H217V238L219 239V237H220V235L219 236H217L219 233H221V231L220 230H222L223 229V227H222V223H219L218 222V219H216L215 218V216L213 217L212 215H213V213L211 212V211H209L210 213H207V210H205L204 208L205 207H201L200 208V210L199 211H201V210H204V211H201V212H199L198 213V218L201 216V217H203L204 216V214H205V212L207 213V214H205V215H207V216H209V217H207L206 219L208 220V218L210 219V217H212L215 221H217V222H215L213 219H210V221H214V223H217V225L216 224H214V223H211L210 221H207V220H205V219H202L201 217V219L203 220H199V219H197V217H195V215H194V218H193V214L192 213H190V217H189V214L188 215H186V212L184 211V209L186 208V206H188V205H185V202H186V204L189 202L188 200H187V198H185V194H187V189H185L186 190V193H182L183 192V189L182 188H185V187H183V183H182V178H183V182H184V185L186 186V180H184V177H182V174H180V173H183V172H180V171H178V169L177 168H173L172 167V164L174 163V161H175V156L173 155V157L174 158H172L171 157V155L167 152L166 153V149H168V148H165L166 146L165 145H167V143L165 144V142H163V140L161 139V141L159 140V142H163L162 144H163V146L162 147H164L165 148V152L163 151L162 152V150L164 149H162L161 151H160V147H161V143H159V142H157V143H155V145L157 144V145H159V144H161L160 145V147L159 148H157V149H155L156 147H155V145H154V142H152L153 143V145L154 146H152L151 147V145L150 144H148V142H147V140H146V147H147V144L150 146V149L152 150H150V149H146V148H144L145 147V144H143V143H145V139L147 138L146 136V138L144 139V141L143 140H141L142 138H140L141 137V135H140V137H139V135L137 136V137H135V138H138V140L139 141H141V142H139L138 143V140L137 139H135L134 138V136H136V134H133L134 132L130 129V130H128V131H130V133L128 132V133H125L124 132V130H123V128L125 127V128H127L128 129V127H126V126H124L123 128H121L122 130H119V131H121V133H125V135H128V134H131L130 136L132 137L133 135V138H130V136H124V138L122 137L124 134H122V136H120V137H122V139L119 137V136H117V138H120L119 139V143H120V141L121 142H125L126 141V139L128 140L127 142L128 143H133V140L132 139H134V143L132 144L133 145V148H134V146H136V149L134 150L132 147H130V146H128L130 149H133V151L131 152L130 151V149L129 148H127V150L125 149L126 147H127V144L128 143H124L125 145L124 146H126V147H124L123 146V143L121 144H119L118 142H117V140L118 139H116V138H114V137H116L114 134L117 132V129H115L116 127L117 128H119V124L117 123L118 121H116L114 118H113V116H110V117H112V118H110L112 121L113 120H115V121H113L114 123H112V121L110 120V121H108L109 123H106L105 125H104V129L102 128L103 127V125H102V123H101V121H103V120H105V119H107V113H106V117H105V112H103V111H105V109H109V108H105V107H103L102 105H103V103H105V102H103V101H107L108 99L106 98L105 99V97H101V95L103 96L104 94L102 93L101 94V92L99 93L98 91H97V88H94V87H96L94 84H92L93 86H92V90H93V93L91 94V90H89V95H90V99H91V101L89 102V98H87L88 96H87V94H88V90L85 92L86 94H84V92H83V94H82V101H84V98L86 97L87 98V101L85 100L84 102H82V104H83V107L84 108H82L81 106V103H79L78 105L80 106L79 108L81 109V110H78L79 108H77L76 109V107H74L75 108V111L74 110H72L71 108H73V106L70 108L69 106H70V104H68V109L73 113V112H76V113H74V114H72V113H70V111L65 107V106H67L66 104L65 105H61V106H64L65 107V109H66V111H68V112H65V109H61L62 110V112H60L61 110L58 108V107H55L53 110H51L50 109V112H48L49 111V107H48V103H49V99L47 98V100L48 101H46V99H45V101H44V99L43 98H45V96H44V89H41L42 88V86H46V84L45 83H47L48 84V82H50L49 80H52V79H56V80H58V75L59 74H61V72L63 71H66V73H68V74H71V73H69V72H71V71H69V70H62L63 69V64L64 63H66V61H67V59H66V61L64 60L65 59V54H64V56H63V58L64 59H62V57H59L58 56V54H56V58H57V56H58V58H57V60L59 61H61V59H62V61L64 62H62L61 61V63H58L57 62V60L55 59V61H54V58H50V56L49 55H51V53L50 52H52L51 51V49H57L56 51H54L55 53L57 52H59V50L61 51V49H62V51L60 52V53H62L63 51V53H67L68 52V50L67 49H69L70 47H71V45H74V44H72V43H74L75 42V46H77V45H79L78 47H79V50H76V49H78L77 47H74V48H76L73 52L72 51H70V53L69 54H71V55H73V54H75L74 52L75 51H78L77 53H79V52H81V51H83V52H85L86 50L87 51H90L91 50V46L93 45V44H91V46L90 47H88L87 48V46L86 45H90V44H88V43H86V42H88L89 41V36H91V35H89V33L91 32H89L88 33V31H89V29H90V27H87V26H89V25H87L86 27H87V29L88 30H84L86 27H84L83 25H84V22H82L81 24H79V26H82V27H80L79 28V26H75L74 24H73V26L71 25L72 23L70 22L69 23V25H71L74 29H75V27H78V28H76L77 30L79 29H81L80 31H87L84 35H83V32H82V35L83 36H85L87 33H88V37H87V35L85 36V37H87V38H85V37H82V36H80V34H81V32L79 31L78 33H80L79 34V36L83 39V42L85 41L84 40V38L85 39H87L84 43H82V44H84L86 47H84V48H82V49H84V50H81L80 48L81 47H83V46H81L80 45V43H81V38H80V43H78L77 44V38H76V36H74L73 37V35L75 34V35H77L78 36V34H77V32H76V29H75V33L73 32L74 30L72 29V27L71 26H69V25H64V26H62L63 24H67L68 23V21H67V23H64V20H63V23H62V25L60 26V24H61V22H60V24H59V22L57 21V19H55L56 17L54 16V18L52 17V15H51V13L50 14H48L49 13V11H48V13H46V10H44L45 11V13H43V5H41L43 8L41 9L40 8V10H42L41 12H42V14L44 15V17L45 16H47L46 18H47V20H46V18H44V19H42L43 17V15H41V12H40V14L38 13L37 14V12H39L40 10H38L39 8H37V7H34L33 9H29V8H31V7H27L26 5L25 6H23L22 5V7H24V9L20 6V4H18V1H16V2H14ZM121 1H123V0H121ZM124 1H126V0H124ZM136 1V0H135ZM138 2H137V4H135L134 2H133V0H131V2H133L134 3V5H138L142 0H137ZM140 1V2H139ZM146 1V0H145ZM148 1V0H147ZM152 1V2H151ZM153 1L154 0H150V2L148 3V2H143V3H147V4H152L153 3ZM159 0H157V2L156 1H154V2H156V3H159V4H161L162 5V7L163 8H165L164 6H167V1L165 0H163L164 1V4H163V2L161 3L160 1L158 2ZM172 1L173 0H171V2L170 3H168L169 5V7H170V4L172 3ZM175 1V0H174ZM173 1V2H174ZM177 1V0H176ZM174 2L173 4L174 5H176V3L177 2ZM179 1V0H178ZM128 3H130V1L128 0L127 1ZM3 3V4H2ZM15 3L16 4H18V5H15ZM63 3V2H62ZM127 3V4H128ZM143 3H140L139 5H141V4H143ZM179 3H180V1H179ZM8 4V5H7ZM64 4H65V1H64ZM124 4H126V3H124ZM150 4V5H151ZM154 4V3H153ZM159 4H157V5H159ZM173 4L171 5V6H173ZM3 5H5V6H3ZM9 5H11V6H9ZM129 5H132V3H130ZM161 5H159L160 7H161ZM164 5V6H163ZM177 5H178V3H177ZM176 5V7H178ZM180 5L182 6L183 4L182 3H180ZM7 6V7H6ZM9 6V7H8ZM19 6V7H18ZM168 6L166 7V8H168ZM181 6L179 7V8H181ZM18 7V8H17ZM158 7V6H157ZM161 7V8H162ZM173 7H175V6H173ZM6 8V9H5ZM9 8V9H8ZM11 8V9H10ZM13 8H16V10L15 9H13ZM22 9V11L24 12H22L21 11V9ZM28 10H27V9ZM37 8V10H35ZM171 8V7H170ZM20 9V10H19ZM160 9V8H159ZM8 12H7V11ZM12 10H14V11H12ZM18 10V11H17ZM32 10H34L35 12H33ZM3 11H5V12H3ZM10 11H12V12H10ZM17 11V12H16ZM27 11V12H26ZM30 11V12H29ZM20 12V13H19ZM32 12V13H31ZM56 12V10L53 12L57 17L59 16V14H57L58 13V11H57V13H55ZM8 13V14H7ZM18 13V14H17ZM22 13V14H21ZM28 13H31V14H29L28 15ZM52 13V14H53ZM12 14V15H11ZM18 16H17V15ZM35 14V15H34ZM46 14H48V15H46ZM21 15V16H20ZM26 15V16H25ZM31 15V16H30ZM37 15H38V18H37ZM40 15V16H39ZM7 16V17H6ZM28 16V17H27ZM15 17V18H14ZM24 17H26V18H24ZM33 17V18H32ZM35 17V18H34ZM50 17V18H49ZM13 18V19H12ZM29 18V20L27 21V19ZM53 18V19H52ZM10 19V20H9ZM18 19V20H17ZM31 19H33V21L31 20ZM36 19V20H35ZM50 19H51V23L52 24H50ZM3 20V21H2ZM6 20V21H5ZM24 20V21H23ZM55 20V21H54ZM10 22V23H7V22ZM20 21V22H19ZM26 21V22H25ZM36 21H38V22H36ZM39 21L41 22L40 24H39ZM47 23H46V22ZM49 21V22H48ZM54 23H53V22ZM22 22V23H21ZM30 22H32V23H30ZM45 22V23H44ZM56 22V23H55ZM4 23H6V24H4ZM12 23H13V25H12ZM21 23V24H20ZM23 23H24V25H23ZM27 23V24H26ZM28 23H30L29 25H28ZM37 23V24H36ZM44 23V24H43ZM59 24V28H58V26H56L57 27V29L55 28V24L56 25H58ZM86 23H88V22H86L85 21V25H86ZM2 24V25H1ZM26 24V25H25ZM31 24H33V26L31 25ZM46 24H48V25H46ZM54 24V25H53ZM76 25L78 24V23H75ZM83 24V25H82ZM88 24H90V22L88 23ZM6 25V26H5ZM10 26L9 28L7 27V26ZM17 25H20V26H17ZM35 25H36V29H34V27H35ZM40 25V26H39ZM46 26V29H45V27H42V26ZM49 25H50V27H49ZM91 25V24H90ZM5 26V27H4ZM14 26H15V28H14ZM22 26H24V27H22ZM47 26L49 27L48 28V30H47ZM52 26V27H51ZM65 26H67V27H65ZM70 27V30H68L67 28H69ZM4 27V28H3ZM17 27H21V28H17ZM84 27V28H83ZM3 30H2V29ZM8 28V29H7ZM13 28V29H12ZM27 28V29H26ZM54 28V29H53ZM66 28V31H68L67 32V34H66V31H63V30H61V29H65ZM107 28V27H106ZM16 29V30H15ZM19 29V30H18ZM22 29V30H21ZM34 29V30H33ZM39 29H41V31L39 30ZM72 29V30H71ZM83 29V30H82ZM104 30H105V28H103ZM12 30H14V31H12ZM17 30H18V32H17ZM26 30V31H25ZM33 30V31H32ZM36 30V31H35ZM2 31V32H1ZM3 31H5V33H3ZM8 31H10L9 33L11 34V35H8L9 33H8ZM28 31V32H27ZM31 31V32H30ZM41 32V34H40V32ZM55 31V32H54ZM58 31V32H57ZM59 31H62V32H59ZM106 31H108V29H106L104 32H103V30H102V32L104 33V34H106ZM12 32V33H11ZM22 32H24V33H22ZM37 32V33H36ZM43 32V33H42ZM45 32V33H44ZM14 33H18V34H14ZM29 33H31L30 35H29ZM58 33H60V35L58 34ZM73 34V35H69V34ZM3 34V35H2ZM13 34V35H12ZM22 34V35H21ZM25 34V35H24ZM36 34V35H35ZM38 34V35H37ZM43 34V35H42ZM45 34V35H44ZM49 34V35H48ZM51 34H53L54 35V37H51V36H53V35H51ZM56 34H58L57 36H56ZM63 34V35H62ZM64 34H65V36H64ZM91 34V33H90ZM103 34V35H104ZM7 35L8 36H12L11 38H8L7 37ZM18 35H19V37H21V38H19L18 37ZM21 35V36H20ZM27 35V36H26ZM43 36V38L45 39H41L42 38V36ZM51 35V36H50ZM2 36V37H1ZM24 36L25 37H27V39L26 38H24ZM39 36V37H38ZM44 36H46V37H44ZM51 38H50V37ZM19 39H18V38ZM29 37V38H28ZM33 37L34 38H37V39H33ZM48 37H49V40H48ZM56 37V39L54 40V38ZM61 37H63V39H65V41H63L62 40V38ZM70 37V38H69ZM6 38H8V39H6ZM23 38V39H22ZM47 38V39H46ZM72 38V39H71ZM5 39V40H4ZM13 39V40H12ZM42 41H41V40ZM52 39V40H51ZM68 39H69V41H68ZM73 39H75L76 41H73ZM2 40V41H1ZM8 40V41H7ZM15 40V41H14ZM19 40V41H18ZM30 40V41H29ZM33 40H34V42H33ZM37 40V41H36ZM47 40V41H46ZM57 40V41H56ZM67 40V41H66ZM73 42H72V41ZM79 40V39H78ZM25 41V42H24ZM36 41V42H35ZM43 41H44V43H43ZM54 43H53V42ZM72 43H71V42ZM3 42V43H2ZM21 42V43H20ZM39 42V43H38ZM50 42V43H49ZM64 42V43H63ZM8 43V44H7ZM19 45H17V44ZM23 43H24V45H23ZM28 43V44H27ZM33 46L34 44H35V46H33V47H31V45ZM38 43V44H37ZM43 43V44H42ZM54 45H53V44ZM66 43V44H65ZM67 43H68V45H67ZM86 43V44H85ZM89 43H90V41H89ZM37 44V45H36ZM42 44V45H41ZM50 44H52V46L50 45ZM17 45V46H16ZM58 45V46H57ZM64 45V46H63ZM65 45H67V46H65ZM7 46V47H6ZM16 46V47H15ZM25 46L26 47H28L27 48V53H29V55L28 54H26V48H25ZM38 46V47H37ZM40 46H42V47H40ZM47 46V47H46ZM94 46H96L95 44H94ZM92 47V49H94L95 47ZM11 49H10V48ZM18 47V49H16ZM23 49H22V48ZM39 48V49H37L36 50V48ZM54 47H56V48H54ZM60 47V48H59ZM69 47V48H68ZM73 47H71L72 49H74ZM98 47H100V44H99V46L97 45V49H99ZM7 48V49H6ZM30 48H32V50H34L35 52H34V54H35V56H34V54H32V50H30ZM42 48V49H41ZM43 48H45L48 52H46V50L45 49H43ZM64 48H66V49H64ZM101 48V47H100ZM5 49V50H4ZM20 49H21V51H20ZM24 49H25V51H24ZM24 52H23V51ZM29 50H30V52H29ZM38 50H40V51H38ZM43 50H45V51H43ZM69 50H71V49H69ZM81 50V51H80ZM95 51H96V49H94ZM94 50H91L92 52L94 51ZM37 51V52H36ZM87 51L85 52V53H87ZM100 51V50H99ZM22 52V53H21ZM45 52V53H44ZM73 54H72V53ZM92 52H91V54H90V52H89V58H91L92 56H93V54H92ZM38 53H40L39 55H37ZM43 53V55H41ZM46 53L47 54H49V55H46ZM53 53V52H52ZM68 53L66 54V55H68ZM82 53V52H81ZM94 53V52H93ZM95 53H97V56L99 55V53L96 51ZM94 53V54H95ZM21 54V55H20ZM26 54V56H29L28 58L26 57V56H22V55H25ZM54 54V53H53ZM31 55H33V56H31ZM62 55V54H61ZM78 54H75V56H77ZM87 55V56H88ZM92 55V56H91ZM41 56V57H40ZM42 56H44V60L42 59ZM54 57H55V54L53 55ZM86 56V57H87ZM91 56V57H90ZM31 57H32V59H31ZM69 57V56H68ZM95 57H96V54H95V56H94V58H91V60L92 61H94L95 60ZM2 58H4V59H2ZM5 58H7V59H5ZM49 58L51 61H49V60H47V59ZM61 58V59H60ZM72 58V57H71ZM97 58V57H96ZM31 59V60H30ZM35 59V60H34ZM41 59H42V61L43 62H40L41 61ZM2 60H4V62L2 61ZM37 60V61H36ZM69 60V59H68ZM1 61H2V63H1ZM11 61V62H10ZM28 61H30V63L28 64V65H30V66H28L26 63L28 62ZM39 61V62H38ZM45 61H48V63H50V67H49V64H47ZM53 61V62H52ZM125 61V63L127 62L126 60H124ZM124 61H122V63H120L121 64V66H120V64L118 65V67L120 68V67H122L123 69H125V68H127V66H124ZM37 63L38 64V67H37V64H35V63ZM45 62V63H44ZM55 62H57L58 64H56ZM68 62V61H67ZM9 64V65H7V64ZM25 63V64H24ZM33 63V64H32ZM43 63V67H42V65H40V64H42ZM97 61H95V66H94V63L92 62V64H93V66L92 67H94V69L92 68V70H93V72L95 71L96 72V70H95V67L97 66ZM11 64V65H10ZM31 64H32V66H31ZM35 64V65H34ZM52 64V65H51ZM56 66H55V65ZM60 64V65H59ZM129 63H127V65H128ZM130 64H131V62H130ZM130 64L128 65V70L126 69V71L127 72H121V70H122V68H121V70H120V72H121V75H122V73H124V75L122 76V77H125L126 75V73H128L129 72V69H130ZM133 64H135V63H133ZM132 64V65H133ZM6 65V66H5ZM14 65V66H13ZM19 65H20V68H19ZM44 65H48V66H44ZM54 65V66H53ZM136 65V64H135ZM135 65H133L132 67H131V69H130V71L132 72V74L133 73H136L132 68H134V66ZM10 66V67H9ZM37 67V69H34V70H32V69H30L29 67ZM16 69H15V68ZM18 67V68H17ZM26 67H27V69L29 68L30 70H27L26 69ZM40 67V68H39ZM55 67V68H54ZM57 67V68H56ZM59 67V68H58ZM62 67V68H61ZM137 67H138V65H137ZM137 67H135V70H138L139 69V67L137 68ZM9 69V70H6V69ZM47 70H46V69ZM53 68V69H52ZM4 69V70H3ZM24 69L26 70V71H28V72H26V71H24ZM40 69V70H39ZM42 69V70H41ZM49 69V70H48ZM51 69V70H50ZM1 70H3V71H1ZM14 70H19V71H17L16 73H15V71ZM21 70V71H20ZM58 70V71H57ZM60 70V71H59ZM7 71H8V73H9V76L7 75L8 73H7ZM11 73H10V72ZM29 71L31 72V71H34V72H32V73H34L35 75H33L32 74V77H31V73H29ZM37 71V72H36ZM39 71V72H38ZM44 71H46V72H44ZM51 71H52V75L54 74L55 75V77L57 76V78H52V75H49L48 73H51ZM54 71H56V73L54 72ZM67 71H69V72H67ZM123 71H125V70H123ZM12 72H14V73H12ZM23 72H25L26 73V76L24 75V73ZM42 72V73H41ZM58 72V73H57ZM93 72H92V74H93ZM131 72L130 73H128L127 75H129L130 76V74H131ZM140 72V71H139ZM138 72V73H139ZM20 73H22V74H20ZM29 75H28V74ZM49 75H47V74ZM110 73V72H109ZM138 73H136V75L138 74ZM11 74H12V76H11ZM21 75V76H19L18 78H16L17 77V75ZM36 74H38V75H36ZM39 74H42V75H39ZM46 74V75H45ZM14 75H16V76H14ZM44 75V76H43ZM53 75V76H54ZM64 75H66L65 74V72L63 73V75L62 76H64ZM109 74H107V76H108ZM134 75V74H133ZM27 76H28V79L31 77V78H33V76H34V80L33 79H30V81L27 79ZM30 76V77H29ZM38 76V77H37ZM46 76V77H45ZM62 76L60 75V77L62 78ZM111 76V73H110V75L108 76V78ZM128 76V77H129ZM140 75L138 74V77H139ZM151 76V75H150ZM7 77V78H6ZM12 77L15 79H12ZM21 77H26V78H24V79H26L25 80V82L24 83H21V81L23 82L24 81V79H22V80H20L21 79ZM35 77H37V78H35ZM40 77V78H39ZM60 77H59V79H60ZM121 77V76H120ZM121 77V78H122ZM127 77V76H126ZM131 77H133V78H135V76H130V78ZM141 77V76H140ZM2 78H3V80H2ZM8 78L10 79V80H8ZM41 78H42V80H41ZM47 78L49 79L48 80V82H45V79L47 80ZM50 78H52V79H50ZM112 78H114V76L113 77H111V79ZM132 78V79H133ZM149 78V76L147 75V79ZM151 78V77H150ZM18 79V80H17ZM36 79H38V81L36 80ZM110 78H109V81L111 80ZM129 79V78H128ZM140 78H137V80H139ZM152 79V78H151ZM150 79V80H151ZM13 82H12V81ZM27 80L29 81V84H30V82H31V87L29 86V85H27L28 83H27ZM32 80V81H31ZM35 80H36V82H35ZM92 81H90V83L91 82H93L94 83V81H93V79H91ZM114 80H116V79H114ZM4 81V82H3ZM10 81V82H9ZM16 81H18V82H16ZM42 81V82H41ZM53 81V80H52ZM55 81V80H54ZM111 81H113V80H111ZM12 83V86L13 87H11V84H8V83ZM39 82H40V84H42V86L40 87V89H41V92H40V94L38 93L39 91H40V89L37 87V86H39ZM44 82V83H43ZM3 83H4V85L6 84H8L6 87L5 86H3ZM27 83V84H26ZM32 83H36V85L35 84H33V85H35V87L32 85ZM18 84V85H17ZM16 88H15V87ZM28 86H29V88H28ZM33 86V87H32ZM82 86V85H81ZM80 86V88L81 89H79V91L81 90L82 91V87ZM7 89V90H5V88ZM10 87L11 88H13V89H11V92H9L10 91ZM22 87H24L23 89L24 90H26V91H24L23 89H22ZM34 90H33V89ZM37 88L39 89V90H37ZM43 88H45V87H43ZM15 89H17V90H15ZM37 91H36V90ZM95 89H96V91H97V93H99V94H101V95H99L98 94V97H95V98H98L99 99V96H100V100H98V99H95L94 98V96H92L93 94H94V92L96 93V91H95ZM1 90H3V91H1ZM42 90H43V92H42ZM78 90V89H77ZM5 91H6V94L8 95H6L5 94ZM7 91H8V93H7ZM16 91V92H15ZM22 91H24V94H23V92ZM79 91H77L78 92V94H80V92ZM85 91V90H84ZM18 92V93H17ZM20 92H21V94H20ZM28 92V93H27ZM33 92V93H32ZM16 93V94H15ZM26 93V94H25ZM29 93H31L32 95L34 94L35 95V93L37 94V95H35V96H32V97H34V98H31V94H29ZM43 93V94H42ZM82 93V92H81ZM96 93V94H97ZM3 94V95H2ZM10 94V95H9ZM17 94H19V98H18V95ZM23 94V95H22ZM5 95H6V97H5ZM13 95V96H12ZM16 95V96H15ZM21 95V96H20ZM43 95V96H42ZM3 96V97H2ZM26 96V98L25 99H23L24 97ZM30 96V97H29ZM38 96V97H37ZM80 96H81V94H80ZM97 96V95H96ZM9 97V98H8ZM11 97V98H10ZM27 97H29V98H31L30 99V101H29V98H27ZM93 99H92V98ZM111 97V96H110ZM109 97V98H110ZM114 97V94L112 95V97L111 98H113ZM4 98H6V99H4ZM14 98H16V100L14 99ZM36 98V99H35ZM85 98V99H86ZM103 98V99H102ZM111 98H110V101L108 100V102H114L113 100L111 101ZM3 99V100H2ZM8 99V100H7ZM11 99H13V100H11ZM20 99H21V101H22V99H23V101L22 102H20ZM36 101H35V100ZM40 99H42L41 101L44 103V105H43V103L41 104V102L39 101ZM10 100L12 101V102H10ZM18 100H19V102H18ZM34 100V101H33ZM98 100V101H97ZM103 100V101H102ZM4 101L6 102V103H4ZM14 101V102H13ZM17 103H16V102ZM39 102V104L38 103H33V102ZM102 103H100V102ZM116 101V100H115ZM8 102H10V103H8ZM28 102H30V103H28ZM85 102L88 104V105H86L85 104ZM13 103V104H12ZM91 103V104H90ZM93 103V104H92ZM99 105H98V104ZM9 104V105H8ZM18 104V105H17ZM22 105L23 104V106H25V107H23L22 106V108L20 107V105ZM33 104H35V105H33ZM106 104V103H105ZM110 104V103H109ZM108 104V105H109ZM7 105H8V107H7ZM16 105H17V107H16ZM31 105L33 106V108L34 109H32V107H31ZM38 105H39V109H38ZM41 105V106H40ZM43 105V106H42ZM73 105H75V104H73ZM85 105L86 106H88L87 107V110L85 111L84 109H86L85 108ZM96 107H95V106ZM98 105V106H97ZM107 105V104H106ZM130 105H134V103L132 104H130ZM20 108H19V107ZM28 106V107H27ZM29 106H30V109H29ZM77 106V105H76ZM103 107V109H102V107ZM13 107H15V109L13 108ZM37 107V108H36ZM40 107H41V109H40ZM64 107H61V108H64ZM78 107V106H77ZM91 107H92V109H91ZM99 107H101V108H99ZM106 107H109V106H106ZM131 108H132V110H134V106L132 107V106H130ZM16 108H19V111H18V109H16ZM45 108V109H44ZM60 110V111H58L57 113V115H55L54 116V114H56V111L58 110V109ZM73 108V109H74ZM105 108V109H104ZM10 111H9V110ZM28 110V111H26V110ZM36 109H38V110H36ZM44 109V110H43ZM88 109H90V111L91 112H89V110ZM97 109V110H96ZM14 110L16 111V112H14ZM23 110V111H22ZM30 110V111H29ZM84 110V111H83ZM132 110H130V112H132ZM11 111H13V113L11 112ZM26 111V113H24ZM31 111H33V112H31ZM36 111V112H35ZM41 111H45L46 113H44V112H42L41 113ZM55 111V112H54ZM100 111V112H99ZM103 113H102V112ZM13 114H11V113ZM17 112H19V113H17ZM79 112V113H78ZM81 112V113H80ZM85 112V113H84ZM93 112V113H92ZM99 112V113H98ZM21 113V115H19ZM24 113V114H23ZM32 113V114H31ZM35 113V114H34ZM37 113V114H36ZM51 113L53 114V117L52 118H50L52 115H51ZM90 113V114H89ZM92 113V114H91ZM96 113V114H95ZM102 113V115L100 116L99 114H101ZM17 114V115H16ZM28 114V115H27ZM45 114V115H44ZM48 114V115H47ZM50 114V115H49ZM61 114H63V115H61ZM70 114H71V116L72 115H74V116H72L75 120H73V118H71V116H70ZM84 114H86V115H84ZM98 114V115H97ZM14 115H16L17 116V118H16V116H14ZM25 115V116H24ZM38 117H36V116ZM42 115V116H41ZM47 115V116H46ZM58 115H60V116H58ZM65 115H67V116H65ZM68 115H69V117H68ZM89 115H90V118L92 119H90L89 118ZM94 116V117H91V116ZM103 115H104V117H105V119H104V117H103ZM12 116V117H11ZM14 116V117H13ZM35 116V117H34ZM39 116H41V118L39 117ZM59 118H58V117ZM64 116L66 117V118H64ZM78 116V117H77ZM79 116H80V118H79ZM81 116H82V118H81ZM95 116H98V118L97 117H95ZM20 117V118H19ZM24 117V118H23ZM25 117H27V118H25ZM32 117V118H31ZM44 117V118H43ZM56 117V118H55ZM61 117V118H60ZM86 117H88V118H86ZM101 117L103 118L102 120H100L101 119ZM11 118H13V119H11ZM18 118H19V120H18ZM68 118V122H66L67 119ZM71 118V119H70ZM15 119V120H14ZM17 119V120H16ZM28 119H30V120H28ZM37 119V120H36ZM49 119H50V121H49ZM55 119V120H54ZM61 119V120H60ZM65 119V120H64ZM79 119H84V123L81 121V120H79ZM87 119H90L91 121H86ZM98 119L100 120V122L98 121ZM13 120V121H12ZM22 120H23V122H22ZM44 121V123H43V121ZM60 122H59V121ZM62 120H64V122H66L67 124H69V125H67L68 126V128H71V127H73L72 128V130L71 129H68L67 128V126L65 125V123L62 121ZM97 120V121H96ZM14 121H16V122H18V123H16L15 124V122ZM25 121H26V123H25ZM30 121V122H29ZM38 121V122H37ZM48 121H49V123L50 124H47L48 123ZM70 121H72V123L70 122ZM81 121V122H80ZM96 121V122H99V123H101L100 125H102V127H100V126H98L100 129L102 128V130H100L99 131V128H97V126H95L94 125V127H96V128H94L92 125L94 124V122ZM14 122V123H13ZM34 122V123H33ZM45 122H47V123H45ZM55 122V123H54ZM58 122H59V125H58ZM61 122H63L62 124H61ZM87 122H91V124H88ZM110 122L112 123V124H110ZM12 123V124H11ZM20 123H22V124H24V125H22V124H20ZM32 123V124H31ZM38 123V124H37ZM39 123H40V125H39ZM42 123V124H41ZM57 123V124H56ZM75 123V124H74ZM81 123H83V124H86L87 123V125H82ZM120 123V122H119ZM27 124H30V125H27ZM48 125V127H47V125ZM55 124V125H54ZM70 124H71V126H70ZM78 124V126H76ZM80 124V125H79ZM96 124V123H95ZM108 124H110V125H113V124H115V125H117V126H115V125H113V126H115L114 128H113V126H112V129H110L109 127H111L110 125H109V127H108ZM12 125V126H11ZM33 125V126H32ZM38 125V126H37ZM45 125V126H44ZM56 125H58V126H56ZM76 126V130H74V126ZM88 125H90V127L88 126ZM96 125H98V123L96 124ZM120 125H121V123H120ZM35 126V127H34ZM59 126H62V128L61 127H59ZM83 126V127H82ZM85 126H86V128L88 129H86L85 128ZM91 126H92V128L94 129H91ZM121 126H123V125H121ZM120 126V127H121ZM29 127H31V128H33V129H31V128H29ZM37 127V128H36ZM40 127V128H39ZM42 127H45V129H42ZM53 127V129L52 130H54V132L51 130H48L47 131V128L48 129H51ZM55 127V128H54ZM66 127V128H65ZM77 127H79V128H77ZM89 127V128H88ZM108 127V128H107ZM27 128H29V133H27V131H28V129ZM57 128V129H56ZM60 128V129H59ZM65 128V129H64ZM81 128V129H80ZM82 128H84V130L86 131L84 134L85 135H89L90 133V131L91 132H93V135H95L94 137H97V135L99 134V132H100V134H101V131L102 132H104L105 131V128H107V129H109L110 130V132L108 131V132H104V134L105 133H107V134H113V138H112V141H113V139H115L114 140V144L116 145V150L115 151H117V148L119 149V147H120V145H122L121 146V149H125L126 151L125 152H127V151H129V153H133V154H137V155H134V156H136V159H135V157L134 158H130V157H128V155L130 156L131 154H124L125 155V158H126V156H127V159H128V162L129 161H132V162H134V163H127L126 162V160L125 161H123V160H120L119 158H118V156H120V158L122 157V155L123 154H121V153H123V152H121L120 150V152L119 151H117V153L119 152L120 153V155H118L116 152H114L113 153V155H112V153L110 154V152H112V151H114V148H115V145L112 143L111 144V142H109L108 143V141H109V138H110V134H109V138H108V140H106L107 138L104 136V134L103 135H100L99 137H97V139H94V141L96 142V144L95 143H92V141L90 142V144H88L89 143V139H93V138H89V137H93V135H91V136H88L87 138H86V136H84V137H81V139H80V136H83L84 134H83V132L84 131H82ZM23 129H24V131H23ZM36 129V130H35ZM39 129H40V133H39ZM64 129V130H63ZM67 129V130H66ZM77 129L79 130V132H76L77 131ZM96 129V130H95ZM127 129L125 130L126 132H127ZM37 130H38V132H37ZM45 130V131H44ZM62 130H63V132L64 133H66L65 131H67V133L68 134H66V136H65V134L62 132ZM71 130V131H70ZM90 130V131H89ZM97 130L99 131V132H97ZM114 130H116V132L114 131ZM12 133H14V134H12ZM43 131V132H42ZM55 131L57 132V133H55ZM73 131V132H72ZM74 131H75V133H76V136H73V135H75L74 134ZM94 131H96V132H94ZM111 131H114L115 133H111ZM20 132V133H19ZM25 132V133H24ZM33 132V133H32ZM35 132H37L36 134H38L37 136H36V134H35ZM49 132H52L51 134L49 133ZM69 132H71V133H69ZM82 132V133H81ZM132 132V133H131ZM19 133V134H18ZM33 134V135H31V134ZM48 133V134H47ZM61 133H63V134H61ZM79 133H81V134H83V135H80ZM95 133V134H94ZM98 133V134H97ZM119 133V132H118ZM120 133V134H121ZM6 134V135H5ZM13 136H12V135ZM23 134V135H22ZM28 136H27V135ZM30 134V135H29ZM45 134H46V137H44L45 136ZM57 135V136H55V135ZM72 134V135H71ZM78 134V135H77ZM117 134V133H116ZM120 134H118V135H120ZM133 134V135H132ZM10 136H12V139H10V140H8L9 139V137ZM21 135V136H20ZM44 135V136H43ZM51 136V138H53V139H51L50 138V136ZM65 137H63V136ZM4 136H5V138H4ZM14 136H17V138L16 137H14ZM19 136H20V138H19ZM26 136V138H23V137H25ZM31 136V140L29 139V137ZM32 136H33V138H32ZM41 136V137H40ZM43 136V137H42ZM55 136V137H54ZM68 136V137H67ZM104 136L105 138H103L102 139V137ZM14 137V138H13ZM35 137H36V139H35ZM39 137V138H38ZM67 137V138H66ZM71 137V138H70ZM78 137H79V139H78ZM101 137V138H100ZM126 137H128V138H126ZM42 138V139H41ZM57 138H58V142H57ZM74 138H76V139H74ZM85 140H83V139ZM89 138V139H88ZM102 140V142L100 141V139ZM126 138V139H125ZM14 139V140H13ZM21 139H22V141H24V142H22L21 141ZM23 139H25V140H23ZM28 141H27V140ZM46 139H47V141H46ZM56 139V140H55ZM60 139V140H59ZM99 139V140H98ZM105 139V141H103ZM125 139V140H124ZM132 140L131 142L129 141V140ZM3 140H4V142H3ZM10 141L11 142V144L12 145H14V146H12L8 141ZM16 140V143L15 142H13V141H15ZM39 140H42V141H39ZM44 140V141H43ZM49 140V141H48ZM51 140L53 141L54 140V142H51ZM77 140H82L80 143H79V141H77ZM97 140V141H96ZM124 140V141H123ZM136 140H137V142H136ZM27 141V142H26ZM69 141V142H68ZM74 141H76L75 143H77V144H73V143H70V142H74ZM93 141V142H94ZM100 141V142H99ZM107 141V142H106ZM148 141H149V139H148ZM166 141V140H165ZM22 142V144H20ZM30 142V143H29ZM42 142H44V143H42ZM49 142V143H48ZM55 142H56V144L57 143H59L58 145H56L55 144ZM85 142H88V143H85ZM98 142V143H97ZM166 142H168V141H166ZM18 143H19V145H18ZM29 143V144H28ZM41 143V144H40ZM55 145H54V144ZM61 143V144H60ZM103 145H102V144ZM107 143V144H106ZM116 143H118V145L116 144ZM135 143H137V144H135ZM151 143V144H152ZM3 144V145H2ZM27 144V145H26ZM31 144V145H30ZM40 144V145H39ZM54 145V146H52V145ZM73 144V145H72ZM81 144H87V146L85 147V145H81ZM95 145V146H93V145ZM97 144H99V145H97ZM165 144V145H164ZM11 147H10V146ZM18 147H17V146ZM30 145V146H29ZM38 145L41 147H39L38 148ZM45 145V146H44ZM47 145H49L48 146V148H47ZM74 145H76V147L74 146ZM79 147H81V148H79ZM96 145H97V147H96ZM101 145V147H99ZM110 145V146H109ZM111 145H114V147H112L113 148V150L112 149H109V148H111ZM129 145V144H128ZM142 145H144V146H142ZM7 148H6V147ZM23 148H22V147ZM25 146V147H24ZM29 146V147H28ZM33 147V149H32V147ZM42 146H43V148L44 149H48V150H45L44 151V149L42 148ZM57 146H59L58 148H57ZM75 147V150L73 149L74 147ZM83 146V147H82ZM89 146H90V148H92V149H89ZM119 146V147H118ZM141 146H142V148H141ZM148 146V147H149ZM17 147V148H16ZM20 147H21V149H20ZM28 147V148H27ZM52 147V148H51ZM55 147V151L56 150H58L59 152H55L54 150H53V148ZM61 147V148H60ZM70 147V150L68 149ZM96 147V148H95ZM107 148V151H108V149H109V151L107 152V154L109 153L110 154V158H112V156H113V159H117L115 162H117L118 161V159L120 160V161H118L117 162V164L119 165V167L117 168V164L115 163V162H112L113 161V159L111 160L110 158H106L105 159V157L107 156L106 154H104V151L106 150L105 148ZM109 147V148H108ZM155 147V148H154ZM158 147V146H157ZM25 148V149H24ZM29 149V150H27V149ZM57 148V149H56ZM65 148H67V149H65ZM77 148V149H76ZM84 148H88L87 150L86 149H84ZM101 148L102 149H104V151L103 150H101ZM139 148V149H138ZM154 150H153V149ZM4 149H7L6 151L4 150ZM16 149V150H15ZM20 149V151H18ZM23 149V150H22ZM32 149V150H31ZM50 149H52L53 151H50ZM82 149H84V150H82ZM100 149V150H99ZM123 149V150H124ZM145 149V150H144ZM15 150V151H14ZM34 150V151H33ZM44 152H43V151ZM66 150H68L69 151V153H68V151H66ZM90 150V151H89ZM110 150H112V151H110ZM138 150H140V151H138ZM143 152H142V151ZM155 150H157V151H160V152H162V153H160V152H157V154H158V156H161V158H162V155H163V159H165L164 161H163V159H161L162 160V164H161V166H163L164 168H165V164H168L167 165V167L169 166L170 167V171H168L167 172V174L169 175V172L170 173H174L173 175H167L166 176V172L164 171V168L161 170V167H160V158L158 159V157H157V154L156 153H152V152H154ZM169 150V149H168ZM25 151V152H24ZM36 151H37V153H36ZM39 151V152H38ZM47 151V152H46ZM100 151V152H99ZM148 151V153L147 154H145V152H147ZM151 151V152H150ZM5 152V155H3V153ZM30 152H32V153H30ZM42 152V153H41ZM46 152V153H45ZM49 152H51L50 153V155H48L49 154ZM54 152V153H53ZM124 152V153H125ZM135 152H137V153H135ZM149 152L150 153H152V154H154V156H152V155H150L149 154ZM156 152V151H155ZM7 153H9V154H7ZM13 153H18L17 154V156L19 157L17 160L15 159L14 160V158L13 157H15V158H17V156L15 155V154H13ZM28 153H30L29 155H27ZM45 153V154H44ZM53 153V154H52ZM59 153V154H58ZM103 153V154H102ZM115 153H116V156L117 157H115L114 158V156H115ZM164 153L166 154V155H164ZM7 154V155H6ZM14 156H13V155ZM57 155V157H56V159H55V156ZM99 154H101V156L99 157ZM109 154H108V156L107 157H109ZM133 154H132V156L131 157H133ZM140 154V155H139ZM145 154V155H144ZM149 154V155H148ZM12 155V156H11ZM33 155V156H32ZM34 155H36L37 157H35ZM46 155V156H45ZM48 155V156H47ZM51 155H53L54 156V158H52L53 156H51ZM143 155V156H142ZM146 155H148V156H146ZM156 155V156H155ZM4 156V157H3ZM5 156H7V157H5ZM8 156H10V159L11 160H9L8 159ZM27 156V157H26ZM28 156H30V157H28ZM38 156H39V158H38ZM105 156V157H104ZM137 156L139 157V159H141V160H143L142 162H144L143 164H142V162L140 161V160H138L137 161ZM165 156H167V159H166V157ZM170 156V158H169V161H170V163H171V165L169 164V161L167 162V160H168V157ZM2 157V158H1ZM46 161V160H55V161H53V162H55V163H53V165H52V161H51V163L49 162V160H48V162L46 163L45 162V166L46 167H48V169H46V167H44L43 166V162L42 161H44L42 158ZM60 157V158H59ZM143 157V158H142ZM147 157V162H149L148 164H149V167H147L146 168V165L148 166V164H147V162H146V158ZM150 157V158H149ZM3 158L5 159V161H2L3 160ZM22 158H23V160H22ZM41 158V159H40ZM50 158H52V159H50ZM58 158V159H57ZM97 158H98V160H100L99 161V164L97 163L98 162V160H97ZM122 158H124V156L122 157ZM27 159H29V161H28V163H27V165H26V167L25 166H23V164H24V161H25V164H26V162H27ZM34 159H35V161H34ZM37 159V160H36ZM60 159L62 160L61 162H59L60 161ZM109 159L111 160L110 162H109ZM132 159V160H131ZM134 159L136 160V162L134 161ZM149 159V160H148ZM152 161H151V160ZM159 160V161H157V160ZM173 159V160H172ZM7 160H8V163H9V161H10V163H9V165H4V164H7V163H5V162H7ZM14 160V161H13ZM18 160H20V161H22V163L20 162V161H18ZM40 160V161H39ZM42 160V161H41ZM64 160H66L65 162H70L68 165H65V167L67 166V170L69 171H67L68 173H70L69 174V179L71 178V177H74V178H71L70 180L68 179V181H67V173L65 172V167H64V164H65V162H64ZM102 160V161H101ZM104 160V161H103ZM105 160H107L108 161V163H107V161H105ZM171 160L173 161V162H171ZM39 161V162H38ZM58 161V162H57ZM97 161V162H96ZM121 161L123 162V163H121ZM140 161V162H139ZM156 162V164L158 163V166L156 165H154L153 164V162ZM14 162V163H13ZM19 162V163H18ZM30 162V163H29ZM32 162V163H31ZM36 162V163H35ZM63 162V163H62ZM102 162L104 163V162H106V164L108 165V166H106V164L104 163V164H102ZM120 162V163H119ZM12 163V164H11ZM17 163L19 164L18 165V169L20 168V167H25L24 169L23 168H20V169H23V170H20L19 171V173H17L18 171L16 170L17 169ZM22 165H21V164ZM37 163H39V164H37ZM40 163H41V165H40ZM49 163V164H48ZM60 163V164H59ZM83 163V164H82ZM86 163V165L88 166L87 168H86V165H84ZM124 163H125V165L127 164V166H125L124 165ZM139 163L140 165H142L143 166V168H142V166L140 167V165H139V167H140V170H141V172H140V170L138 169L139 167H137L138 165L137 164ZM151 163V164H150ZM11 164V165H10ZM24 164V165H25ZM30 164H33V165H36V166H39V170L38 171H42V173H40V175L38 174V171H36V173H35V171L34 170H36L37 168H36V166L35 167H33V165H30ZM46 164H48V165H46ZM51 164V165H50ZM82 164V165H81ZM98 164V165H97ZM112 164V165H111ZM113 164H114V166L117 168V169H115V167H113ZM122 166H121V165ZM130 164V165H129ZM131 164H133L132 166H131ZM136 164V166L135 167H133L134 165ZM14 165V166H13ZM16 165V166H15ZM21 165V166H20ZM54 165H56V166H54ZM58 165H60V166H58ZM61 165H62V167H61ZM72 165V166H71ZM100 165H102V166H100ZM103 165H105L106 167H104ZM124 165V166H123ZM150 165L152 166V168L150 167ZM175 166H176V164H174ZM11 166V167H10ZM20 166V167H19ZM28 166V167H27ZM29 166H31V167H29ZM40 166L44 169H42V168H40ZM69 166H71V167H69ZM73 166H74V168H73ZM82 166V167H81ZM83 166H84V168H83ZM121 166V167H120ZM129 166V167H128ZM133 167V169L131 168V167ZM153 166H154V169H156L155 167H157L158 169H156L155 171H153ZM8 167V168H7ZM10 167V168H9ZM53 167H55V168H53ZM57 167H59V170H57L58 168ZM61 167V168H60ZM79 167H80V169L81 170H79ZM103 167H104V169H103ZM110 167V168H109ZM123 167V168H122ZM137 167V168H136ZM147 169V171L148 172H150V173H148L147 171H146V173H145V171L144 170H142V169H145V168ZM177 167V166H176ZM3 168H5V169H3ZM16 168V169H15ZM29 168V169H28ZM34 168V169H33ZM62 168L64 169L63 170V172H62ZM70 168V169H69ZM73 168V169H72ZM83 168V169H82ZM102 170H101V169ZM112 168V169H111ZM113 168L115 169L114 171H113ZM120 168V169H119ZM142 168V169H141ZM148 168H150V169H148ZM7 169H9V170H7ZM12 169V170H11ZM14 169V170H13ZM32 170L33 172H34V176H36L35 174H38L39 175V177L41 178V177H45V178H41L42 180H44L45 181V179H49L50 181V183H51V181H52V183L50 184L49 182H47V180H46V182H43L42 180H40V178H37L38 180H40V181H42V184L43 185H41V182H40V184L38 183L39 181L38 180H34L35 179V177L33 176L32 178H34V179H32V178H30L31 177V175H32V171H30V172H28L29 170ZM46 169V170H45ZM50 169V170H49ZM60 169H61V171H60ZM72 169V170H71ZM77 169V173H74V172H76L75 170ZM106 169V170H105ZM119 169V170H118ZM128 169H129V172H128ZM131 169V170H130ZM137 169V170H136ZM145 169V170H146ZM160 169V170H159ZM173 169V170H172ZM8 171V173L6 172V171ZM28 170V171H27ZM57 172H56V171ZM73 170H74V172H73ZM83 170V171H82ZM87 170V171H86ZM104 170V173L102 172ZM107 170H109V171H107ZM110 170H112V171H110ZM122 170V171H121ZM125 170H127L126 172H125ZM134 170V171H133ZM139 170V171H138ZM158 170L160 171V172H158ZM166 170V169H165ZM167 170H169L168 168H167ZM166 170V171H167ZM175 170V171H174ZM15 171V173L13 174V172ZM17 171V172H16ZM24 171V172H23ZM50 173H49V172ZM53 171V172H52ZM78 171H80V172H78ZM85 171V172H84ZM117 171L119 172V173H117ZM136 171V172H135ZM3 172V173H2ZM6 172V173H5ZM9 172H10V174H11V172H12V174H13V176L15 175V177H13L12 176V174L10 175V177L8 176L7 177V175L9 174ZM23 172V173H22ZM25 172H26V174L28 175V176H23L24 174H25ZM28 172V173H27ZM43 172H45V173H43ZM54 172H56L55 174V176H54ZM59 172V173H58ZM87 172V173H86ZM101 174H100V173ZM108 172H109V174H108ZM127 172H128V174H127ZM137 172H140V173H142L141 175H140V173L139 174H137ZM165 172V173H164ZM17 173V174H16ZM20 173H21V175H20ZM29 173H30V175H29ZM46 173H48V175L49 174H51V175H47ZM61 173V174H60ZM65 173V175H62V174H64ZM81 173H82V175H81ZM107 173V174H106ZM113 173V174H112ZM134 173L135 174H137V176L136 175H134ZM149 175H148V174ZM165 174V175H162V174ZM177 173V174H176ZM179 173V174H178ZM23 174V175H22ZM43 174H45V175H43ZM53 174V175H52ZM57 174H58V176H57ZM67 174V175H66ZM74 174H77V176L76 175H74ZM79 174V175H78ZM121 176H119V175ZM125 176H124V175ZM134 176H133V175ZM152 176H156V177H152ZM156 174V175H155ZM176 174V175H175ZM60 175L62 176L61 178H60ZM74 175V176H73ZM83 175H84V178H86V180H84L83 181ZM90 176V178H87V177H89ZM104 177H103V176ZM106 175H108V176H106ZM113 175V176H112ZM129 175L130 176H133V177H131V178H129ZM146 175H148V177H149V180L148 179H146ZM175 175V176H174ZM180 175V176H179ZM3 176V177H2ZM4 176H6V177H4ZM23 177V178H19V177ZM53 178H52V177ZM65 176H66V178H65ZM71 176V177H70ZM87 176V177H86ZM117 176H119V177H116ZM123 176V177H122ZM137 178H136V177ZM144 176H146V177H144ZM164 177V178H161V179H158V178H160V177ZM12 177V178H11ZM38 177V176H37ZM47 177H49V178H47ZM64 177V178H63ZM77 177V178H76ZM81 177V178H80ZM99 177H102V178H99ZM105 177H108V178H105ZM109 177H110V179H109ZM127 179H126V178ZM143 178V179H141V178ZM147 177V178H148ZM153 179H152V178ZM167 177H169V178H167V180H166V178ZM178 179V181H181V182H177V179ZM1 178H4L3 179V181H2V179ZM6 178V179H5ZM56 178H58V179H56ZM78 178H80V179H78ZM114 180H113V179ZM134 178H136V179H134ZM156 180H155V179ZM171 178H174V180H175V182H173L172 180H171ZM179 178H180V180H179ZM14 179V180H13ZM18 180V182H17V180ZM24 179H25V181H24ZM28 179V180H27ZM52 179V180H51ZM55 179V180H54ZM66 179V180H65ZM102 179V180H101ZM103 179H104V182H103ZM106 179V180H105ZM108 179H109V181H108ZM126 179V180H125ZM137 179H138V181H137ZM146 179V180H145ZM4 180H5V182H4ZM20 180H21V182H22V180H23V182L24 183H22V186H20L21 185V182H20ZM27 180V181H26ZM88 180L90 181V183L88 182ZM132 180V181H131ZM133 180H136L137 181V183L135 182V181H133ZM144 180L145 181V183H144V181H143V183H141L142 181ZM153 180H155V182H153ZM159 180H161V182L159 181ZM162 180H163V182H162ZM165 180V181H164ZM170 180V181H169ZM10 181V182H9ZM12 181H14V184L17 186V189H16V186L14 187V186H12V185H14L13 183H12ZM15 181H16V183H15ZM33 181V182H32ZM35 181V182H34ZM37 181V182H36ZM70 181V182H69ZM81 181V182H80ZM108 181V182H107ZM157 181V182H156ZM2 182V183H1ZM3 182H4V184H3ZM26 182V183H25ZM85 182V183H84ZM87 182V183H86ZM132 182H134V183H132ZM138 182H140V183H138ZM149 182H151V183H149ZM153 182V183H152ZM160 184H162V185H160ZM10 183H12L10 186H9V184ZM19 183V184H18ZM32 184V185H30V184ZM37 183H38V185H37ZM103 183V184H102ZM112 184V187H110L111 186V184ZM157 185H156V184ZM169 184V186H170V184H171V187H169V186H167L168 184ZM174 183V184H173ZM178 183V185H176ZM186 183V184H185ZM26 186H25V185ZM46 184H48L47 186H45ZM49 184H50V186H49ZM84 184H85V186H84ZM88 184V185H87ZM99 184V185H98ZM104 184H106V185H104ZM108 184H110V185H108ZM135 184V186H132V185H134ZM137 184H140V185H138L137 186ZM167 184V185H166ZM172 184H173V186H172ZM4 186V188H3V186ZM28 185H29V187H28ZM95 185V186H94ZM96 185H98V187L96 186ZM102 185V186H101ZM147 185V186H146ZM149 185V186H148ZM153 185H155L154 187H153ZM160 185V187H159V189H158V186ZM176 185V187H174ZM11 186H12V188H11ZM37 186V187H36ZM42 186V187H41ZM52 186V187H51ZM94 186V187H93ZM108 188H107V187ZM144 186V187H143ZM167 186V187H166ZM178 186V187H177ZM181 186H182V188H181ZM1 187H2V189H1ZM8 187H10V188H8ZM18 187H20L19 189H18ZM33 187H34V189H33ZM39 187V188H38ZM47 187V188H46ZM49 187V188H48ZM100 187V188H99ZM103 187V188H102ZM106 187V189L108 190H105L104 188ZM110 187V188H109ZM134 187H136V189L134 188ZM138 187H140V188H138ZM143 187V188H142ZM147 187V189L149 190L148 191V193H147V189H146V191H145V188ZM151 187H153V189H151ZM172 187H174L173 189H172ZM7 188V189H6ZM15 188V189H14ZM21 188H22V191H21ZM24 188H25V190H24ZM26 188H27V190H28V192H27V190H26ZM32 188V190H30ZM36 188H38V189H36ZM45 188L46 190H47V192H48V194H49V196L47 195V193H45V189H44V191H43V189ZM134 188V189H133ZM170 188V189H169ZM175 188H178L177 190L175 189ZM179 188H181V189H179ZM187 188V187H186ZM9 189V190H8ZM104 189V190H103ZM119 189L121 190V191H119ZM137 189H139L138 191L140 192V195L138 194V191H136ZM144 189V190H143ZM172 189V190H171ZM35 190V191H34ZM38 190V191H37ZM41 190V191H40ZM50 192H49V191ZM52 190H54V191H52ZM97 190H100L98 193H97ZM110 190V191H109ZM111 190H112V192H111ZM135 190V191H134ZM141 190V191H140ZM154 190V192L153 193H151L152 191ZM156 190V191H155ZM159 190V191H158ZM174 190V191H173ZM176 190V191H175ZM179 190V191H178ZM184 190V191H185ZM3 191H4V193H5V195L7 194V195H9L8 197L7 196H5V195H3L4 193H3ZM14 191V192H13ZM19 193V195L16 193ZM29 191H31L32 193L31 194H33V192L35 193V194H33V195H29ZM96 193H95V192ZM158 191V192H157ZM168 191V192H167ZM170 191V192H169ZM2 192V193H1ZM15 194H13V193ZM22 192H24V193H22ZM42 192V193H41ZM136 192H137V194H136ZM144 192L146 193L145 195L147 196V197H149V198H147V199H145V197L146 196H144ZM156 192V193H155ZM159 192H160V195H159ZM177 192V193H176ZM178 192H180V193H178ZM11 193V194H10ZM22 193V194H21ZM99 193H102V194H99ZM108 194V195H105V194ZM122 193V194H121ZM166 193V195H164ZM173 193H175L174 195H173ZM51 194H55V196L53 195H51ZM110 194V195H109ZM124 194V195H123ZM143 194V195H142ZM156 194V195H155ZM169 194V195H168ZM181 196V198L183 199H181V198H179L180 196ZM1 195H3V197L1 196ZM11 195H12V197H11ZM42 195V196H41ZM151 195H152V197H154L151 201H150V197H151ZM154 195V196H153ZM163 197H162V196ZM171 195H173L174 197L176 196L177 198H175L174 199V197H170ZM182 195H184V198H183V196ZM25 196V197H24ZM30 196V197H29ZM33 196H35V197H33ZM46 198H45V197ZM84 196V197H83ZM125 196H127L126 198H125ZM142 196H143V198H142ZM160 196V197H159ZM166 196V197H165ZM15 198V200H13L14 198ZM28 197V198H27ZM42 197V198H41ZM49 197H52V198H49ZM54 197H56V198H54ZM85 197H86V199H85ZM3 198H7V200H9L10 201V199H11V202H9V201H5V199H3ZM17 198H18V200H17ZM22 198V199H21ZM23 198H24V200H23ZM37 198V199H36ZM44 198V199H43ZM49 199V201H48V199ZM82 198H84V200L82 199ZM128 198V199H127ZM134 198V199H133ZM161 199V198H164V200L166 201V203H167V201H172V199H173V202L174 201H176V202H174V204H173V202H171V203H169V204H171V205H174L175 206V208L172 210V214L174 213V212H179V216H177V215H175L176 213H174L172 216H170V217H172V218H168V220H167V223L169 224V226H168V224H167V227L165 226V227H157L158 225L156 224V226L154 225V222L152 223V219H150V218H148V220L149 221H151L150 223H148L149 221L147 220V218H146V220H147V222H146V220L144 219V221L145 222H143V218L142 217H149V216H142L141 217V222L142 223H144V225L143 224H141V222H140V218L137 216V215H139V216H141L140 215V213L138 212V211H140V209H141V211L143 210V211H149V212H152L149 208H147V206L149 205V207H151V209L152 208H154V205H156V203H157V200L156 199ZM165 198H169V200H167V199H165ZM0 199V200H1ZM51 199V200H50ZM61 199H63V200H61ZM88 199V200H87ZM126 199V200H125ZM144 199V200H143ZM160 199L158 200V202L160 201ZM179 199V200H178ZM184 199H186L185 201H184ZM42 200V201H41ZM47 200V201H46ZM53 200V201H52ZM93 200V201H92ZM134 200L135 201H137L136 203L134 202ZM147 200H149L150 202H152V205H153V207L151 206V203L149 202V204L146 202V204L143 202V201H147ZM156 200V202H153V201H155ZM162 200V199H161ZM164 200H162L163 202H164ZM178 200V201H177ZM180 200H182V201H184V203L181 201V204L184 206H180L181 204H180ZM4 201H5V203H4ZM18 202V204H17V202ZM41 201V202H40ZM55 201V202H54ZM57 201H59V202H57ZM81 201L83 202H86V203H89L88 204V206H87V204L86 203H82L81 204ZM162 201H160V202H162ZM12 202H14V203H12ZM16 202V203H15ZM48 202H50L49 203V205L47 204ZM51 202H54V203H51ZM64 202V203H63ZM92 203V205H91V203ZM134 202V203H133ZM143 202V203H142ZM179 202V203H178ZM9 203V204H8ZM12 203V204H11ZM45 205H44V204ZM56 203V204H55ZM79 204L80 205V207H84V208H81L80 209V207H79V205H77V204ZM155 203V204H154ZM190 203V202H189ZM188 203V204H189ZM11 204V205H10ZM16 204V205H15ZM42 204V205H41ZM47 204V205H46ZM53 204H55L54 206H53ZM60 204V205H59ZM62 204V205H61ZM84 204H86V206L84 205ZM98 204V206L96 207V209H95V211H94V209L93 208H95L94 207V205L96 206ZM179 204V205H178ZM9 205V206H8ZM18 205V206H17ZM84 205V206H83ZM137 205H139L138 206V208H139V210H138V208H137ZM145 205H146V207H145ZM157 205H158V203H157ZM157 205L155 206V207H157ZM7 206V207H6ZM16 206V207H15ZM44 206V207H43ZM47 206V207H46ZM92 206V207H91ZM136 206V207H135ZM143 206H144V208H143ZM173 206V207H174ZM4 207H5V209H4ZM10 207H14L15 208V210H16V212H14L15 210L13 209V208H10ZM50 207H52V208H50ZM68 207L70 208V210L68 209ZM76 207H78V208H76ZM90 207V208H89ZM133 207H135V208H133ZM10 208V209H9ZM19 208H22V209H19ZM50 208V209H49ZM71 208L73 209V210H71ZM74 208L75 209H77V210H81V212L79 213L77 210H75L74 211ZM89 208V209H88ZM143 208V209H142ZM147 208V209H146ZM178 208V210H176ZM182 210H181V209ZM3 209H4V213H3ZM12 209H13V211H12ZM91 209V210H90ZM133 209V210H132ZM135 209V210H134ZM146 209V210H145ZM149 209V210H148ZM180 209V210H179ZM8 210V211H7ZM18 210H20L19 212H21V213H19L18 212ZM24 210V211H23ZM85 210V211H84ZM86 210H88V211H90V213L88 212V211H86ZM131 210L134 212V213H132L131 212ZM138 210V211H137ZM190 210V209H189ZM5 211H6V213H5ZM10 211V212H9ZM13 213H12V212ZM26 211V212H25ZM77 211V212H76ZM136 211L138 212V214L136 213ZM140 211V212H141ZM17 212H18V214H17ZM28 212V213H27ZM82 212H84V214H85V216H84V214L82 213ZM88 212V213H87ZM131 214H130V213ZM183 213V215H181L180 216V213ZM190 212H192V211H190ZM26 213H27V215H26ZM92 213V214H91ZM181 213V214H182ZM185 213V214H184ZM204 213V214H203ZM212 213V214H211ZM6 214V215H5ZM15 216H14V215ZM18 216H17V215ZM22 214H25L24 215V217H23V215ZM135 214H137V215H135ZM178 214V213H177ZM203 214V215H202ZM209 214V215H208ZM1 215H2V217H1ZM8 215H10V216H12V218H10V216H8ZM29 215H31V217L29 218ZM81 215H82V217H81ZM92 215H94L93 217H91ZM134 215V217L136 218H134V217H132ZM187 217H186V216ZM3 216H4V218H3ZM8 216V217H7ZM19 217V218H17V217ZM27 216H28V218H27ZM137 216V217H136ZM177 216V217H176ZM182 216H184V217H182ZM6 217V218H5ZM27 219H26V218ZM83 217H85V218H83ZM186 217V218H185ZM192 217V218H191ZM205 217V216H204ZM203 217V218H204ZM9 218V219H8ZM14 218V219H13ZM21 218V219H20ZM22 218H23V220H22ZM90 220H89V219ZM133 218V219H132ZM178 218V219H177ZM181 218V219H180ZM185 219L187 222H188V227H186V223L184 224L183 223V227H184V229H183V227L182 226H178V225H180V224H182V219ZM189 218H190V220H189ZM9 220V222H6V220ZM15 219H17L16 221H15ZM28 220V221H25V220ZM30 219V220H29ZM88 219V220H87ZM139 219V220H138ZM170 219H172L171 221H169ZM180 219V223L178 222V220ZM183 219V222H186L185 220ZM193 221H192V220ZM196 220V222H194L195 220ZM10 220H12V221H10ZM19 220V222H17ZM134 220H136L135 222H134ZM177 221L176 222V224L174 223L175 221ZM205 220V221H204ZM4 221H5V223H4ZM14 221H15V223H14ZM23 221V223H21V225H20V222H22ZM24 221H25V225H24ZM169 221V222H168ZM174 221V222H173ZM201 223H203V224H201ZM92 222V223H91ZM140 222V226L139 225H137V223H139ZM170 222H172V223H170ZM192 222V223H191ZM207 222V223H206ZM208 222H210V223H208ZM11 225H10V224ZM13 223V224H12ZM94 223V224H93ZM146 223V224H145ZM147 223H148V226L147 227H149L148 229H149V232L146 230V226L145 225H147ZM199 224L200 223V225H205L204 227H205V230L207 229V227H208V224H213L212 226H211V228H212V230H210L209 228L207 229V230H210V231H212V232H210L211 233V235H208L209 234V231H208V233H207V231H205V230H200V233H202V231H203V234L204 233H206V234H201V236H200V233L198 232L199 231V229L198 228H196L195 230H197L198 229V231L196 232L194 229L192 230V228H193V226H194V224ZM4 224H5V226H4ZM19 224V225H18ZM82 224H83V226H82ZM86 224V225H85ZM92 224V226H90V225ZM136 224V225H135ZM150 224H152V226L154 227V230H158L157 232L159 233V235H158V233H156L155 231L154 232H152V230H153V227L150 225ZM170 224L172 225V226H170ZM174 224V225H173ZM178 224V225H177ZM207 224V225H206ZM220 224H221V226H220ZM15 225V226H14ZM17 225V226H16ZM23 225V226H22ZM189 225H190V227H189ZM6 226H7V228H6ZM13 226V227H12ZM141 226H143L144 228H142L141 229ZM152 228H151V227ZM219 226V227H218ZM1 227H2V229H1ZM5 227V228H4ZM11 227H12V231L14 232V230H15V233H13L12 231H11ZM21 227V228H20ZM23 227V228H22ZM87 227H89L90 229V231L91 232H89V230H88V228ZM92 227V228H91ZM94 227V228H93ZM96 227V228H95ZM140 227V228H139ZM155 227H157V228H155ZM179 227V228H178ZM182 229H181V228ZM192 227V228H191ZM218 229V230H216V228ZM15 228V229H14ZM19 228V229H18ZM139 228V229H138ZM163 228H164V230H163ZM170 229V228H172L171 229V231L172 232H170L169 231V229L168 230H166V229ZM188 228H189V232L191 231H193L192 233L194 234V232H196L197 234H196V236L195 235H193L194 237H198V236H200L199 237V239L198 238H194V241H198V240H202L201 241V244H200V242L198 241L197 243H199V247L201 246V248L203 247L204 249H202V250H204L203 252H201V250H200V248H199V256L198 255H195L194 253H197L196 251L194 252V251H190L191 253H193L192 255H194V256H191V253L190 252H188V250L190 249L189 248V246L191 247V243L190 244H184V245H189V246H186V247H184V245L182 246V244H183V242L182 241H184V238L185 239H187V242H185L184 241V243H188V237H187V235H188V233L189 232H187V230H188ZM194 228H195V226H194ZM215 230H214V229ZM8 229V230H7ZM9 229H10V231H9ZM14 229V230H13ZM93 229V230H92ZM95 229V230H94ZM141 229V230H140ZM144 229H145V231L146 232H148V233H145V231H144ZM187 229V230H186ZM191 229V230H190ZM87 230H88V233H87ZM151 230V231H150ZM162 230L164 231V232H162ZM166 230V231H165ZM177 230V231H176ZM180 230H182L181 232H180ZM183 230H186L185 231V233L183 232ZM214 230V231H213ZM6 231V232H5ZM94 231V232H93ZM11 232V234H9ZM118 232V233H117ZM160 232H161V234H162V237H164L163 235H164V233L166 234L165 236H167V239H166V237L165 238H162L161 237V235H160ZM168 232H170V233H168ZM175 232V233H174ZM177 232H179V233H177ZM183 232V233H182ZM7 233V234H6ZM13 233V234H12ZM46 233V234H45ZM90 233H91V235L92 236H90ZM116 233L118 234V235H116ZM145 233V234H144ZM151 233H155L154 234V237H153V234L151 235ZM167 233H168V235H167ZM174 233V234H173ZM182 233V234H181ZM213 233V234H212ZM215 233H217L216 235H215ZM41 234V235H43V236H41L40 235V237H38L39 235ZM48 234V235H47ZM95 234V235H94ZM149 235V237L147 236H145V235ZM177 234V235H176ZM180 234V235H179ZM36 235H38V236H36ZM47 235V236H46ZM86 237H85V236ZM93 235H94V239L95 240H93ZM120 235H121V238L123 239V240H121L119 237H120ZM122 235H123V237H122ZM155 235H157V236H160V238H162L163 240H161V239H159L157 236H155ZM171 235V237H172V244H173V242L175 243V242H177V243H175V244H173L171 247H173L172 249H170V246L169 245H171V243L170 244H168L169 243V238H168V236H170ZM186 235V236H185ZM213 235V236H212ZM49 236V237H48ZM82 236V237H81ZM83 236H84V238H83ZM87 236H88V239H87ZM125 236H127V237H125ZM175 236V237H174ZM180 238V241L179 240H177V241H174V240H176V239H178V237ZM185 236V237H184ZM212 236V237H211ZM214 236H216V237H214ZM35 237H36V239H35ZM46 237V238H45ZM53 239H52V238ZM92 238V239H89V238ZM106 237H108V239L106 238ZM150 237H151V239H150ZM156 237V238H155ZM214 237V238H213ZM31 238H34V239H31ZM38 238L41 240H38ZM50 238V239H49ZM56 238V239H55ZM78 238H80V241H78L79 239ZM81 238H83L85 241H83V239H81ZM114 238H116V239H114ZM125 238V239H124ZM156 239V241L157 240H161L160 242H161V244L160 243H157L158 245H159V247L163 244L162 242H164L165 243V245H166V247L167 248H165L164 250L166 251V249H168L170 252H166V253H164L163 251H162V249L163 248H161V247H163V246H165L164 244L160 247V248H158V247H155V246H157L156 245V241L154 242V240ZM158 238V239H157ZM175 238V239H174ZM42 239H44L43 240V242H42ZM52 239V240H51ZM54 239H55V241H54ZM58 239V241H56ZM60 239V240H59ZM78 239V240H77ZM103 240V242L104 243H102V240ZM118 239V240H117ZM128 239H130V240H132V243H130L131 241L129 240L128 241ZM183 239V240H182ZM30 240V241H29ZM34 240H36V241H34ZM38 240V241H37ZM49 240V241H48ZM82 240V241H81ZM87 240V241H86ZM91 240H93V244H94V246H95V243H98L99 242V240H100V243H102V245H103V247H102V245L100 244V243H98V244H96V246L94 247L93 246V244H92V241ZM96 240H98V241H96ZM109 240V241H108ZM113 240V243H109V242H111ZM167 240V241H166ZM171 240V239H170ZM182 240V241H181ZM29 241V242H28ZM31 241H33V242H31ZM47 241L48 242H51V245H50V243H48V245H47V247H46V244H47ZM54 241V242H53ZM59 241H62V242H59ZM63 241H65L66 242V244H64L63 243ZM70 241V242H69ZM121 241H123V243H120ZM125 241V242H124ZM180 242V244H178L179 242ZM30 242H31V244H30ZM37 242H39V244L37 245L36 243ZM53 242V243H52ZM56 242L57 243H59V245L58 244H56ZM67 242H69V243H67ZM78 242V243H77ZM84 242V243H83ZM87 242H88V244L91 242V244H92V246H93V249L91 248L92 246H91V244H89V245H87ZM106 242H107V244H106ZM115 242V243H114ZM117 242H119V243H117ZM138 242H139V244H138ZM155 244H154V243ZM157 242H159V241H157ZM33 243V244H32ZM35 243V244H34ZM40 243H41V246H39L40 245ZM60 243H63V244H60ZM80 243H82V244H80ZM85 243H86V245H85ZM124 243H126L125 244V246H126V248H125V246H124ZM128 243H130L129 245H127ZM140 243H142V244H140ZM182 243V244H181ZM196 242H194V244H195ZM45 246V247H43V245ZM53 244H55V245H53ZM67 244H68V246H67ZM76 244H79L78 246H83L84 248H85V250L83 249V247H82V249H81V246H80V248L78 247V246H76ZM105 244V245H104ZM113 244H115V246H113ZM132 244V245H131ZM154 244V246H152ZM176 244H178V245H176ZM32 245V246H31ZM60 245H61V247H60ZM62 245H65V246H62ZM75 245V248L73 247V248H71L72 246H74ZM107 245V246H106ZM109 245H111V246H109ZM131 245V246H130ZM138 245V246H137ZM176 245V246H175ZM28 247V249H27V247ZM87 246V247H86ZM91 246V247H90ZM98 246H100V247H98ZM121 246V247H120ZM127 246H129V247H127ZM136 246H137V248H136ZM139 246H141L142 248H139ZM180 246H181V250H183V247H184V251H181L180 250ZM31 247H32V249H31ZM33 247L35 248L34 250H33ZM38 247H39V249H40V247H41V250L39 251V249H38ZM50 247V248H49ZM57 247H59V248H57ZM63 247V249H61ZM65 247V248H64ZM69 248V250H68V248ZM91 248V251H93V252H91V251H89V249ZM96 247H98L97 249H96ZM104 247H105V249H104ZM112 248L111 249V251H110V248ZM114 247V248H113ZM117 247V248H116ZM120 247V248H119ZM155 248V250L153 249V248ZM169 247V248H168ZM52 248V249H51ZM67 248V250L65 251V249ZM77 248H79V249H77ZM89 248V249H88ZM100 248V249H99ZM106 248H107V250H106ZM116 248V249H115ZM123 249V251H125L124 249H127L126 250V252L124 253V255H123V251L121 250L120 251V249ZM136 248V249H135ZM156 248H158L157 250H156ZM185 248H186V250H187V252L186 253H190V258H189V256H187L186 257V253H183V254H185V255H183L182 254V252H185ZM46 249H48V250H46ZM52 251L51 252V254H50V250ZM56 249V250H55ZM58 249V250H57ZM61 249V250H60ZM74 249L77 251V252H79V250H80V253H78L77 254V252L75 251L74 252ZM95 249V250H94ZM102 249V250H101ZM119 249V250H118ZM132 251H131V250ZM140 249H142V251H140ZM36 250V251H35ZM44 250V251H43ZM53 250H55V252L53 251ZM90 253H88L87 251ZM97 250H100V251H97ZM114 250V251H113ZM130 250V251H129ZM152 250H154L153 251V253H152ZM158 250H161L164 254H166L167 256H165V255H163V254H161L160 253V251H158ZM226 250L227 249H224V253L226 252ZM32 251H33V253L34 254H32ZM38 251V252H37ZM48 251V252H47ZM57 251H59V252H57ZM61 251V252H60ZM62 251L64 252V253H66V254H68L69 252V256L67 255H65V254H63L62 253ZM69 251V252H68ZM71 251H73V252H71ZM84 251H86L87 252V254H86V252L85 253H82V252H84ZM97 251V252H96ZM116 251H118L117 252V254H116V257H115V253H116ZM120 251V252H119ZM151 251V252H150ZM218 252H220V250H217ZM217 251H215L214 253H216ZM221 251H223V248H222V250ZM44 252V253H43ZM68 252V253H67ZM94 252H96L95 254H94ZM99 252V253H98ZM101 252L103 253L102 255H103V257H100L99 255H101ZM106 252V253H105ZM112 252V254H114V255H112V254H109V253H111ZM157 252H159V258H158V256L156 257L155 255L157 254ZM201 252V253H200ZM208 252V251H207ZM38 253V254H37ZM56 253V255H54ZM61 253V254H60ZM76 253V254H75ZM105 253V254H104ZM227 254H229L228 253V250H227V252H226ZM230 253H232V252H230ZM32 254V255H31ZM35 254H37V255H35ZM40 254H42V255H40ZM46 254H47V256H46ZM48 254H50L49 256H48ZM53 254V256H54V258H56V259H52L53 258V256H51ZM58 254V255H57ZM60 254V255H59ZM72 254V255H71ZM75 254V257L73 256ZM80 254V255H79ZM85 254H86V256H85ZM91 254H94V255H91ZM99 254V255H98ZM109 254V255H108ZM152 254V255H151ZM155 254V255H154ZM160 254H161V257H162V255L163 256H165V257H163L162 258V261H161V258H160ZM172 254H173V252H171V256H170V258H172ZM183 256H182V255ZM202 254V259L200 258V259H197V261L195 260V262L193 263V264H199L200 263V261L202 262L203 261V259L204 260H206L207 261V258L209 259V257H210V259H209V261H207L209 264L210 263H212V262H210V260L212 261L213 259H211V256H213V254L212 255H209V253L207 254V253H205L204 255H207V256H205L204 257V255ZM220 254V253H219ZM219 254H214V255H216V256H213V258L214 257H216V258H214L215 260L213 261V263L212 264H214L215 263V261H216V264H219V263H221V264H224V262H223V260L225 259L226 260V257L224 258V259H222V257H218L217 255H219ZM227 254H223V252H222V255L220 254V256H228ZM234 254V253H233ZM233 254H232V256H231V254L229 255V256H231V257H233V259H234V256H233ZM31 255V256H30ZM39 255V256H38ZM46 256V259H45V256ZM62 255H65V257L66 258H63L64 256H62ZM71 255V256H70ZM78 255V256H77ZM95 255H98V256H95ZM101 255V256H102ZM105 255H107V256H109L108 258L105 256ZM122 255V256H121ZM154 255V256H153ZM158 255V254H157ZM179 255V254H178ZM238 254H235V259H238V257H240V260L238 259V261L236 260L235 262L236 263H240V262H242V259L244 258H242V256H237ZM34 256V257H33ZM43 256V257H42ZM51 256V257H50ZM59 256V257H58ZM78 258H77V257ZM81 256H83L82 258H80ZM91 258H90V257ZM112 256V257H111ZM209 256V257H208ZM229 256H228V258H229ZM236 256H237V258H236ZM38 258V260L36 259L35 260V258ZM61 257V258H60ZM67 257H69L70 259H75V260H71L72 262H70V260H68L69 258H67ZM93 257V258H92ZM114 257H115V259H114ZM168 258V260H167V258ZM207 257V258H206ZM33 258V259H32ZM44 258V259H43ZM63 258V259H62ZM106 258V259H105ZM118 258V259H117ZM151 258V259H150ZM156 258V260H152V259H155ZM183 258V261L185 260ZM206 258V259H205ZM220 258H221V260H220ZM227 258V260L225 261V263H229L228 262V259ZM30 259V260H29ZM50 259H52V261L50 260ZM62 259V260H61ZM64 259H65V261H64ZM68 260V263H67V260ZM77 259H79V260H77ZM82 259V260H81ZM83 259H84V261H83ZM101 259V260H100ZM105 259V260H104ZM111 259V260H110ZM147 259V260H146ZM149 259V260H148ZM173 259V258H172ZM182 259V258H181ZM190 259V260H191ZM234 259V260H235ZM4 260V261H3ZM32 260H34V261H32ZM51 262H50V261ZM76 260H77V262H76ZM81 260V261H80ZM112 260H114V262L112 261ZM117 260V261H116ZM150 260H151V262H150ZM159 260V262H157ZM171 260V259H170ZM191 260V261H192ZM217 260L219 261V262H217ZM234 260H231V262L232 261H234ZM5 261V262H6ZM41 261V263L40 264H44V262H42ZM57 263H56V262ZM79 261V262H78ZM86 261V262H85ZM110 261V262H109ZM112 261V262H111ZM115 261H116V263H115ZM161 261V262H160ZM166 261H167V263H166ZM185 261H187V260H185ZM199 261V262H198ZM246 260H244V262H243V264H245V263H247V262H245ZM63 262V263H62ZM75 262V263H74ZM81 262V263H80ZM96 262V263H95ZM204 262V261H203ZM203 262H202V264H203ZM207 262H204V264H208ZM223 262V263H222ZM235 262H232V264H234ZM188 263H189V260H188ZM249 264L250 263H253V264H256V263H254V262H248ZM87 264H90L89 262H87ZM163 264H164V262H163ZM169 264H176V262H174L173 260H171V263L169 262ZM178 264V263H177ZM191 264V263H190ZM201 264V263H200ZM240 264H242V263H240Z\"/></svg>",
	"mask_w": 264,
	"mask_h": 264
}]
</instances>
